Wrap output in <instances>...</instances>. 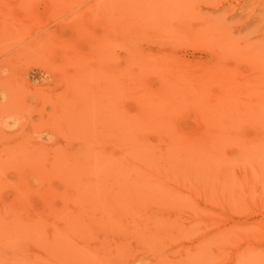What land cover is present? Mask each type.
Returning <instances> with one entry per match:
<instances>
[{
    "label": "rangeland",
    "instance_id": "374dc122",
    "mask_svg": "<svg viewBox=\"0 0 264 264\" xmlns=\"http://www.w3.org/2000/svg\"><path fill=\"white\" fill-rule=\"evenodd\" d=\"M31 1L32 0L30 1L28 0H0V30H1L0 31V110H1L0 116L2 117V118L0 117V157L2 156L1 157L2 159L0 158V163L2 165L0 164V166L3 168L2 170L0 169V177H2L1 180H3L4 178V182L0 180V184H1L0 186L2 188L4 187L6 188L4 189L5 191L3 189H0V198H1L0 199V212L3 211L2 214H0V218L3 220L6 219L5 222L3 220L0 221L1 222L0 228H5L7 231V232H2L0 234L2 236L0 237V264H24V263L25 264H80V263L81 264H96L97 260H99L100 258V256H98L100 252L103 257L106 254V257H104V259L100 258L101 263H99L98 261L99 264H108V261H109V264H111L112 261H113L112 264H167V263L173 264L174 262H177L178 260L180 261L174 264H181V262H184L182 264H197V263L201 264V261L204 262L207 260L205 259V257L206 258L208 257L209 258L208 260L211 261V262L207 261L208 264L210 263L211 264H264V183H262L264 182V176H262L264 174L257 173V172L264 173V153H262L264 152V150H262V148H264L262 146L264 145L261 146L262 148L258 147L259 140H260V144L264 143V127H261V126H264V104H260V102L264 103V0H138V1L137 0H113V1L112 0H104V1L100 0V2L99 0H74L75 2L73 0H63V1L62 0H55V1L54 0H33L32 2ZM56 4H58V6ZM52 6L53 7L55 6V7L52 8ZM47 14H51L50 17ZM66 21H68L70 24ZM158 24L160 26H158ZM17 25H18V28H17ZM20 26H23V27L20 28ZM159 27L160 28L162 27V28L160 29ZM23 29H25V33ZM166 29H167V32H166ZM136 32L137 34L140 32L141 33L137 35L135 34ZM53 34L55 35L53 36ZM138 36H140L141 38ZM134 38L137 40L136 42ZM95 41H98V42L96 43ZM101 41H103V43ZM45 42L47 43L45 44ZM30 44H31V48L29 47ZM69 51H73V52H69ZM36 52H39V53H36ZM67 53H68V56H67ZM92 53H95L96 55ZM100 53H102V57ZM110 53H111V57L109 56ZM159 54H161L162 56L161 59H158L160 58ZM95 56L97 57L95 58ZM70 58L71 60H69ZM140 58L142 59L140 60ZM154 58H157V59H154ZM167 58H169L170 62L168 61ZM106 59L108 60L112 59V60L106 61ZM164 59H167V60H164ZM37 61L39 62L38 64H37ZM165 62L167 64H165ZM44 64H45V67H44ZM46 64H47V67H46ZM102 65L104 68H106L107 71L104 68L103 69L101 68ZM120 65H121V70H123V72L119 69ZM148 65L150 68L148 67ZM155 65L156 66L161 65V68L163 67V69L161 70L159 69L160 74H158L159 70H157L160 67H157L156 69ZM85 68L87 69L85 70ZM144 68H145V71H144ZM72 69L74 70L77 69V70L76 72H72L74 71ZM125 70H127L128 73L125 72L124 74ZM141 70H143L144 72ZM153 70H156V71H153ZM101 71H104V72H101ZM165 71L168 75L165 73ZM187 71H189L188 75H187L188 73ZM90 72L94 75H92ZM161 72H164V73L161 74ZM185 72L187 76H190V78L194 77L193 80L195 79V76L196 78H198L200 76L214 77L215 75L216 79L214 80L216 81L212 80L211 78L210 82L208 83L209 85H206L207 87L205 88V91L199 92L196 86L197 84H194L195 81L191 82L192 79L188 78L187 80L186 79L187 77H184L186 76L184 74ZM182 73L184 76L182 75ZM209 73H211V75ZM227 73L229 74L224 75ZM174 74H177V75H174ZM212 74L214 75L212 76ZM108 75H110L109 77H111V79L108 77ZM159 75L164 76V77L161 78L159 77ZM219 75L222 76V78L225 76L228 77L231 75L229 79L226 78L224 80L230 82L231 79L233 78L232 80L233 84H232V81L231 83L226 82L228 85H224L226 86V88H223L221 85L224 81L222 82V79ZM135 76H137V78ZM112 77H114V79ZM123 77L124 78L126 77V79L128 78L130 81L128 79L127 80L124 79ZM132 77H134V79ZM118 78L121 80H119ZM138 79H140L141 81H138ZM178 79L180 80V82L178 81ZM100 80H101V85H99ZM114 81L116 82L114 83ZM211 81H214L216 83L212 84L213 82L211 83ZM218 81H221V82H218ZM104 82L105 84H103ZM162 83L163 84L165 83V86ZM176 83H178L177 85L179 86H177ZM242 83L244 85L248 83L249 86L251 85L253 86V88L251 89L247 85L246 86L248 88L247 90V88L244 87ZM113 84H114V87H113ZM117 84H120L122 86H119ZM215 84L217 85L215 86ZM233 85H234V88H235V85H236V88L238 86V89L243 86V88H241L242 91L240 90L239 91L241 93L244 91V94L242 93L241 95V93L238 92L237 91L238 89L236 90V88H235L236 91L235 90L233 91V88H232ZM193 86L195 87V90L193 89L194 88ZM172 88L173 89L175 88L177 90L174 89L175 91L173 93ZM189 88H190V91H189ZM207 88H208V93L206 92ZM34 89L35 90L37 89L38 91H34ZM161 90L162 91L164 90L163 91L164 98L161 96L162 95V93H160ZM178 90H179V93H182V95L184 94H187V95L181 96V94L178 93ZM229 90L232 93L229 92ZM245 90H246V93H245ZM39 91L41 93H39ZM150 92L152 93L151 95H150ZM236 92L237 94H234ZM159 93L161 97L158 96ZM111 94L112 95L114 94L113 97ZM175 94H176V98L174 96ZM231 94L233 95L231 96ZM141 96H143L144 99L141 98ZM234 96L236 98L239 97L241 101L240 100L236 101V98ZM245 96L246 97L248 96V97L246 98ZM159 97L161 99H159ZM150 98H151V102L149 101ZM54 99H57V101ZM140 99L142 101H140ZM156 99L158 100L156 101ZM229 99L230 101L228 102ZM109 100L111 102H109ZM165 100H167V102ZM162 101H165V102H162ZM169 101L173 105L170 104ZM239 101H240V104H239ZM248 102L250 105L247 104ZM229 104H232V105H229ZM52 105L53 106L55 105L54 106L55 109L53 108ZM98 105H101V106H98ZM227 105H228V108L226 107ZM241 105H244V106H241ZM151 106H153V109H149V108H152ZM171 106H173V108ZM33 107L36 109H34ZM16 108H18L19 110ZM112 108L115 110H113ZM139 108L141 112H138L140 111L138 110ZM24 109H27V110H24ZM38 109L39 110L41 109L42 111L41 110L39 111ZM89 109L90 111H88ZM103 109H104V112H103ZM144 109H146V111H144ZM161 110H163V112ZM213 110H216V111L213 112ZM83 111L85 112V114ZM158 111L159 113H157ZM143 112H147V113H143ZM138 113H141L142 118L138 117L140 116L138 115ZM216 113L218 114L216 115ZM219 113H222V114H219ZM124 114L126 116H124ZM133 115H135V117ZM148 115H150L152 118L154 117L153 120L150 119ZM196 115L199 116L201 120ZM6 116L8 117V119ZM11 116L13 117L11 118ZM120 116L122 117L120 118ZM146 116L148 117L146 118ZM62 117L64 118V121ZM113 117H115L114 121H113ZM207 117H209V120ZM203 120H205L206 122ZM230 120H232L233 122L231 123ZM199 122L200 124L198 127L197 123ZM113 123H114V126H113ZM202 123L204 124V126L202 125ZM43 125H45L46 127ZM164 125H165V128H164ZM33 126L35 128H33ZM73 126L76 128H74ZM197 127L199 128V130ZM205 127H207V130L210 132H208ZM155 128L157 130L154 131ZM172 131L173 133H170ZM219 133L222 134L223 136L220 135ZM53 134H55L56 136H54ZM156 134L159 137L155 136ZM225 135H227L228 137L224 138ZM232 135H236V137L241 136L240 137L242 138L241 140H244L245 137H246L245 138L246 140H249V139L252 140V138L253 140L255 139V141H252V143L250 144L251 146L254 145L252 146L251 149L254 150L255 153L253 151L250 152L251 150L249 151L250 153L247 150H245V154H246L245 155L246 158H245V156H243L244 153L243 155L240 154L243 149L241 140L238 139L239 144H240L239 148H235V147H238L237 145L238 141L236 140L237 138L235 139L232 138L233 137ZM61 136L64 140L61 138ZM229 136L233 140H235V142L237 141L236 142L237 144L234 143V141L232 142ZM192 138L194 139V141L192 140ZM212 139L214 140L219 139V141H216L217 143L221 142L222 146L226 145L225 147H227V149L222 148V150H224L226 154L237 155L236 153H239V152L240 153L235 158L234 157L232 158V155H230L232 159H230V157L229 159L225 157L226 159L230 161L231 160L234 161V164H233L234 166H232L233 168L230 166L228 168V165H230V163L228 164V160L223 158V156L221 155V154L224 155V153L219 154L221 155L219 159L223 158V162H224V163L223 162L221 163V166L217 167L216 161L213 162L214 166L212 165L213 163L210 165V162L209 164H207L204 161V164L199 165L198 167L199 169L196 167L197 170H199L198 172L200 173V175L198 173V177L206 181L205 185H203L204 180L202 181L200 178L199 180L198 179L192 180V178H190L188 174L190 173L188 172V170L185 171L186 173H183V174H187L184 176L186 177L188 176L191 180V182L189 179L186 180V181L189 180L188 182H186L188 183L187 184L188 187H186V185L183 184L185 185V187H181V185L180 186L177 185V186H171V189L176 192L180 190L182 195L180 194V192L179 193L177 192V193L179 194V196L181 195L180 197L184 196L182 198L185 199L184 200L185 203L190 202L191 204L192 203L191 200H193V203H192L193 207L191 206L192 204L189 205L190 207L186 205L185 206V208H187L186 211H185V208L178 209L180 210L178 211L176 210V207H169L170 205L167 203L168 201H170L169 200L170 198H168L169 196L164 195V197L161 199L160 196H158L159 198H157V196L155 197L153 195L147 196L145 194L140 195V194H136L133 192L131 193L130 190L128 189H131L130 187H137L139 184L138 180H141L142 177H140V175H134V173L132 172L131 173L133 175L130 174L129 176L130 169H136L135 167L126 170V173L127 171L129 173L126 174L125 176L124 174L125 170H123V168L121 169V167H118V166H121L122 164L116 165V163H118L117 158L119 155H116L117 158H114L115 156L114 153L116 154L121 153L120 154L121 156L124 151H127V148L130 151H132L131 153H133L134 156L136 154H138L136 155V157L140 156V153H144V151L146 150V148L143 145L146 144V142L148 141L147 143H152L150 145L147 144L148 146L147 149L149 150V154L151 153L150 150L152 151L154 148L157 149V147L155 146L159 147L160 153L164 152L167 149L165 151L167 153L164 152L165 153L164 155H167V154L170 155L169 158L167 155V158L169 159L168 161L169 163L167 164H171L172 162L171 156H175V154L177 157L179 156L178 158H175L176 157L175 156L174 157L175 159H173L177 163L176 164L173 161L175 167L172 166V168L174 167L175 171H176V168H178L179 171L181 170L179 167H176L180 163L182 165L184 163L187 164V166H185V164L183 165L184 168L185 167L188 168L189 166H191L189 171L193 169L195 171L194 166L196 164H199L200 160H199V163L197 160H196L197 163H195L194 161L195 159L193 160L191 159V157L193 158L195 156H192V155L196 154V153L194 154L195 151H198V150L200 151V148H202L201 145L203 147L204 145L205 147H208L207 142H209V140L213 141ZM119 140L122 141L121 143L122 147L119 146L121 145L119 144L120 143ZM188 140L189 142H187ZM203 140L204 141L207 140L206 144L204 143ZM123 141L126 142L125 143L126 146ZM128 141L129 142L132 141L134 142V144H137L140 141L142 144L143 142L142 146L140 144H137L135 145V147H141V148L144 147L145 150L143 148H142L143 151L142 149L135 150V149H138L135 147H134L135 149H132L133 148L132 146H134L132 145L133 144L132 142H131L132 144L129 143V145H132L130 146L132 148H130L129 145L127 146ZM169 141H171L170 145H168ZM191 141L193 143L196 142V144L197 142L200 141L196 145V149L194 148L195 146L193 145L191 146V144L193 143L189 144ZM229 141H231L230 145H228L227 143ZM65 142L67 143V145ZM176 142H178L177 143L178 145H176ZM180 142L183 143L182 145L184 144L186 145L187 143L189 144V146L187 144L186 146L184 147L182 146V147L187 148L186 153L189 152L188 150L191 151L189 153L190 157L187 155L185 156L183 155L184 149L183 148L180 149L181 147ZM99 143H103V144H99ZM4 144H5V147H4ZM214 144H212V147L209 148V151L211 149H214L213 147ZM235 144L237 146H235ZM91 145H93V147ZM100 145L103 147H101ZM151 145L153 149H151L152 147L150 148ZM167 145L168 147L170 146L169 147L171 148L170 150L167 147ZM174 145L177 146L176 152L174 149L175 147ZM45 146L46 147L48 146V148L56 146L55 148L58 150H60L61 148H64L62 149L63 151L62 150L61 151L64 152L65 150L68 153H70V155H67L68 153L66 152L67 158L69 159L70 158L73 159L74 157L73 152L75 151L79 152V155H78L79 157L84 158V159L80 158L81 160L77 158L78 163L76 166H74L76 171L70 172V177L71 176L73 177V179H71L72 177L68 178L72 186L71 189L70 187L68 188V186L70 185L65 186L64 182H62V180L58 178L60 175L57 169H55L57 173L50 169L53 163L55 165L57 163H55L54 160H53L54 161L53 163H52V160L51 162H49L48 160L55 159L54 155H56L57 157L58 150H55L53 148V151L56 153V154H54V152L52 153L54 157H52L51 156L52 154L50 153L52 152V150L51 151L49 150L50 152L49 151L48 152L50 153V156L52 157L50 158L46 154H45L46 156L40 154L41 151L42 152L44 151L46 153V150L48 148L46 149ZM84 146L85 148H83ZM187 146L190 148L188 149ZM197 146H198V150H197ZM255 146H257L258 148H261L259 149L260 151L257 150L258 148L257 149L255 148L256 150L253 149V147ZM178 148L180 152H178L179 151ZM37 149H40L39 152L37 151ZM82 150L84 152H82ZM97 150H98V153L96 152ZM99 150L101 152H99ZM61 151H59L60 155L59 154L58 155L61 156L60 158L63 159L64 157L62 156H65V153L62 154ZM87 151L94 152L92 155L95 154L94 156L97 157V160L99 157L97 155H100L101 158H99V160H102V161H97L94 158V156H92L91 153ZM8 152H10V154ZM220 152H221V149H220ZM206 153H209V152H206ZM82 154L84 155L80 156ZM102 154H104V156ZM239 155L240 157L242 155L241 157L242 159L238 158ZM108 156H109V159H108ZM181 156H182V159H181ZM39 157H41L42 160L41 158L39 159ZM47 157H48V160H47ZM88 157H90L91 159H89ZM105 157H107V159H104ZM218 157L216 158L214 157L213 159H217ZM248 157H251V158H249L248 160L247 159ZM24 158H25V161L27 160V158L28 160L31 158L32 161L27 160L28 162L27 161L25 162L23 160ZM58 158L59 157L56 158V161ZM67 158L66 160H68ZM3 159L5 160V164H4ZM45 159L48 161L46 163L48 164L52 163V164L49 166L48 164L46 165ZM87 159L91 160L94 164ZM115 159H117L116 163H115L116 161ZM136 159H140V157ZM159 159L157 158L158 164H159L158 162ZM243 159H245L244 163L243 161H241ZM40 160L44 162L45 166L44 164L41 163ZM238 160H240L239 161L240 165L238 163ZM62 161H65V159L61 160V162ZM163 161L166 162V160H163ZM163 161L160 160V163H162ZM182 161H184V163ZM189 161L191 165H189L188 163ZM208 161L210 160L208 159ZM105 162H107V164H104L103 168L100 167V166H103L102 163H105ZM201 162H203V160H201ZM23 163L24 164L29 163V165L24 166ZM97 163L101 170L100 171L98 169V171L102 172V175L105 173L103 176L101 174H97V173H100V172H97L96 170ZM111 163L117 166V167L115 166V172L117 174L113 173L114 166L112 167ZM231 163L233 162L231 161ZM251 163L253 164V168H252V165H249ZM54 164L53 166H55ZM85 164L87 165L90 164L88 168H91V166L93 168L96 165L94 172L92 173L91 170L87 168V165L85 167ZM34 165H36L35 166L36 168H41V169L39 170L37 169L38 170L37 171ZM256 165L258 166L254 167ZM4 166L6 167L4 168ZM82 166H83L82 168L83 170L80 169ZM76 167L79 168L82 172L79 169L77 170ZM107 167L109 169H107ZM222 168L232 169L230 170L231 172L233 171L232 173L234 175V176L232 175L233 177L227 174L226 172L224 173L225 174L224 176L229 175L227 176L228 177L227 180L229 181L234 180L233 182L227 183L225 181L226 179H224L225 182H222L223 181L222 179L224 178V177L222 178L223 176ZM255 168L257 172H255L256 171ZM28 169H29V172H28ZM34 169L36 170V174H35ZM49 169L51 170V173L53 175H51ZM116 169L118 170V172L116 171ZM42 170L43 171L46 170L45 175L43 173L40 175ZM86 170H88L87 173H86ZM95 170L97 172L96 174H95ZM183 170L184 169H182V171L178 173L181 174ZM244 170L248 174H250V178H251V173H252V176L254 175V177L256 176V173H257L256 177L259 178V176L260 177L262 176L261 177L262 180L256 178L257 181L259 182H255L256 181L255 179H254L255 181L253 182V178H251L252 181H250V183H246L247 185H245L244 180L243 181L241 180L242 176H245V173H243L245 172ZM37 172L39 173V176H40L38 179L43 178L42 182L41 181L39 182V180L37 179V176H38ZM106 172H107V175H106ZM196 172L190 175L195 178V176H197ZM84 173L86 175L88 174V176H85L86 179H84L85 177L82 176V174L85 175ZM110 173L114 174V178L113 177L111 178L112 175H110ZM23 174H27V175H23ZM46 175H48V177ZM97 175H99L100 178ZM118 175H122V177ZM55 176L58 179H55ZM89 176L90 178H88ZM101 176H102V179H101ZM105 176L106 177L108 176V177L106 178ZM131 176L133 177L132 179L129 178ZM118 177L122 178L123 179L122 181H125V183L122 182L121 180H119L121 184L118 183L119 182L118 180L115 181V178L117 179ZM138 177H140V179H138ZM23 178L25 181H23ZM134 178H136L137 181L134 180ZM76 179L80 183L84 182L83 185L86 182V184L88 185L92 184V186L94 187L92 188L87 185H85L84 188L82 186L80 187L78 183L76 182ZM96 179L100 185H97ZM130 179L132 181L134 180L133 182L136 181L138 184H136L135 182V184L130 185L132 184L130 183L131 181ZM72 180L76 182V185L78 187L74 184L75 182L73 183ZM102 180L104 181L105 184L102 182ZM197 180L199 181L198 185H196ZM88 181L90 183H88ZM110 181H112V183L115 182L114 184H112V189L114 188L113 185L116 184L115 187H117L118 189L115 188V190L118 191L121 188L123 190L128 191L131 196L128 193H126V191L125 192L122 191L123 194L121 192V195L124 196V199L126 198L125 200L123 199L124 200L123 201L121 199L123 196L119 197L116 194L111 195L112 193H110L109 192L110 190L107 188V186L108 187L110 186L109 188H111ZM1 182L3 183L4 187L2 186ZM209 182L210 184L211 183L213 184V185L211 184V187L213 186L212 188L209 186ZM13 183L15 184V186H12ZM41 183H43L44 187H49L50 190L55 189L54 190L55 192L58 191L57 192L58 195L56 196L55 192L52 190L50 192H53V194L50 192L48 193L44 192L43 194L45 196L42 195L43 196L42 197L40 195L42 194L40 192V189H42ZM232 183L234 184L236 183V184L235 185L233 184L234 185L233 186ZM189 184H191V186ZM221 184L226 185V186H223L224 188H222ZM252 185L254 186L251 187ZM86 186L88 187V190ZM103 186L105 187L103 188ZM195 186L197 187V189L195 188ZM226 187L228 188L226 189ZM240 187H242V190H240ZM16 188L18 190V193L21 196L18 199L19 200L23 199L26 204L23 201L19 205L18 203L19 201L17 202V197L16 199H14L15 198L14 193H17L15 190ZM72 188L74 190L75 188L76 189L78 188L79 191L77 190L75 191L73 190V191L76 192L78 195L81 193L80 194L81 196L80 195L79 197L74 196L76 194H73L74 197L71 196V194L73 193V191H71ZM94 188L96 190L95 193L97 194L98 197L92 196L91 194L93 193L95 195V193L93 192ZM203 188H206V189H203ZM35 189H39V190H35ZM97 189H99L100 191ZM222 189H224L225 191ZM24 190H27V191L25 192ZM194 190L196 191V193L194 192ZM207 190H210V194H211L209 195L210 197L208 196ZM219 190H221L222 192L224 191V193L220 192ZM98 191L99 193H97ZM101 191H103V193ZM197 191H199V193ZM34 192L36 193V195H34ZM88 192H89V196H88ZM105 192L110 193V195H107ZM111 192L114 193L115 191L112 190ZM46 193L49 195L52 194L53 196H55L54 199L52 198L53 201L52 200L50 201L52 195H50V198L47 200L48 202L46 201V198L44 197L49 196V195L46 196ZM59 193L60 194L62 193L63 195L70 194L69 196L71 197H69L68 195L61 196ZM227 194L229 195L227 196ZM39 195L42 198H44L45 201H43V199L39 197ZM186 195L190 198V201H189V198L186 197ZM221 195L223 197H221ZM137 196L138 197L141 196V197L137 199ZM75 197H78V199L81 202L79 200H75ZM80 197L82 198V200ZM142 198L144 199L143 201H142ZM210 198L212 199V201ZM62 199L63 200L65 199L64 200L65 202ZM164 199L166 202H164ZM218 200L221 204L218 202ZM77 201L79 205L77 204ZM210 201L213 203H211ZM63 202L64 204H62ZM12 204L14 205V207H16V209L18 208L17 209L19 210L18 212L17 210L16 211L14 210L15 208L12 206ZM18 205L20 208L18 207ZM63 205L66 207H63ZM26 207L28 208L26 209L27 211L24 209ZM65 208L67 209V211ZM198 209H200L202 213H200ZM205 209H208L209 212H207V210ZM20 210L22 211L20 212ZM68 210L71 212V214ZM23 211L25 212L24 214H23ZM13 214H15V218ZM19 214L21 215V217ZM210 214L212 217H210ZM196 215H198L199 218ZM39 218H41V220ZM21 219H22L23 224L21 223ZM76 219L77 220L82 219V220L77 221ZM31 221H33V223ZM77 222L79 225L77 224ZM66 224H69L70 227L69 225L66 226ZM81 224H82V227H81ZM210 225H212V227ZM65 227L66 229L64 231ZM176 227L180 228L181 232L183 233L177 234L179 230ZM206 228H209L210 230L207 229L206 231ZM185 229L187 233L184 232ZM200 229H202L203 231L201 230L202 232H200L199 231ZM66 230L70 232L66 233ZM60 231H62L63 234ZM191 233H193L194 235ZM217 233L218 234L222 233L223 235L217 236L216 235ZM236 233H238L237 234L238 236L236 235ZM66 234L67 235L69 234V235L67 236ZM180 234L181 235L183 234L184 236L182 235V237H180ZM56 236L59 238H57ZM221 237L223 238L219 240ZM200 239L202 241H199ZM210 239L211 241H213L214 244L210 241H209V244L205 242V240H210ZM222 241H224L223 243L224 245L222 244ZM219 242H220V245H218ZM57 244L60 247H58ZM201 244H204V245H201ZM205 244L208 246L211 244V246L209 247L206 246L207 247L206 249L209 250L207 252L208 254L204 252L206 250ZM200 245L201 247L198 248V246ZM53 248L56 251H54ZM80 248L81 250H79ZM196 248H198L199 253ZM186 251H188V253L190 251L189 256H187L188 253H185ZM201 253L202 255H204V259H203V256L201 259V256H200ZM55 255H57L58 257L57 256L55 257ZM108 256H112L111 260H109ZM180 256L183 258H181ZM190 256L192 257L195 256V258H193L194 263H192L191 261L192 259L191 260L189 259ZM197 256L200 257L199 258L200 262H197V260H194L197 258ZM50 259L51 260L53 259V263ZM56 259L57 261H54ZM65 259H68V260H65ZM174 259H177V260H174ZM77 260L79 262H77ZM212 260L214 262H212ZM73 261H75L76 263L75 262L73 263ZM207 263L205 262V264Z\"/></svg>",
    "mask_w": 264,
    "mask_h": 264
},
{
    "label": "bare ground",
    "instance_id": "6f19581e",
    "mask_svg": "<svg viewBox=\"0 0 264 264\" xmlns=\"http://www.w3.org/2000/svg\"><path fill=\"white\" fill-rule=\"evenodd\" d=\"M28 1H30V0H28ZM32 1H33V0H32ZM32 1H31V2H32ZM54 1H55V0H54ZM62 1H63V0H62ZM73 1H74V0H73ZM103 1H104V0H103ZM112 1H113V0H112ZM137 1H138V0H137ZM18 2H19V1H18ZM57 2H58V1H57ZM74 2H75V1H74ZM99 2H100V0H99ZM27 3H29V2H27ZM55 3H56V2H55ZM101 3H102V2H101ZM124 3H125V2H124ZM20 4H21V3H20ZM52 4H53V3H52ZM52 4H51V5H52ZM58 4H59V3H58ZM58 4H56V5L58 6ZM96 4H97V2H96ZM56 5H55V6H56ZM129 5H130V3H129ZM29 6H30V4H29ZM55 6H54V7H55ZM59 6H60V5H59ZM115 6H116V5H115ZM54 7L52 6V8H54ZM58 8H59V7H58ZM84 8H85V7H84ZM108 8H109V7H108ZM99 9H100V8H99ZM110 9H111V8H110ZM7 10H9V9H7ZM23 10H24V9H23ZM60 10H61V9H60ZM94 10H95V9H94ZM152 12H153V11H152ZM4 13H5V12H4ZM48 13H49V12H48ZM50 13H51V12H50ZM99 13H100V11H99ZM9 14H10V13H9ZM47 15L50 17L51 14H47ZM56 15H57V13H56ZM130 15H132V14H130ZM107 16H108V15H107ZM134 17H135V16H134ZM147 17H148V16H147ZM157 17H158V16H157ZM2 18H3V17H2ZM87 18H88V17H87ZM121 18H122V17H121ZM148 18H149V17H148ZM161 18H162V17H161ZM161 18H160V19H161ZM27 19H28V18H27ZM53 19H54V18H53ZM70 19H71V18H70ZM89 19H90V18H89ZM149 20H150V19H149ZM1 21H3V20H1ZM4 21H5V19H4ZM85 21H86V19H85ZM87 21H88V20H87ZM126 21H127V20H126ZM20 22H21V20H20ZM66 22H68V21H66ZM119 22H120V21H119ZM129 22H130V21H129ZM131 22H132V21H131ZM151 22H152V21H151ZM9 23H10V22H9ZM68 23H69V22H68ZM133 23H134V22H133ZM165 23H166V22H165ZM21 24H22V22H21ZM69 24H70V23H69ZM85 24H86V23H85ZM121 24H122V23H121ZM117 25H118V24H117ZM148 25H149V24H148ZM32 26H33V24H32ZM132 26H133V25H132ZM158 26H160V25L158 24ZM6 27H7V26H6ZM15 27H16V26H15ZM21 27H23V26H20V28H21ZM147 27H148V26H147ZM150 27H151V26H150ZM150 27H149V28H150ZM17 28H18V25H17ZM26 28H27V27H26ZM102 28H103V27H102ZM149 28H148V29H149ZM157 28H158V27H157ZM159 28H160V27H159ZM161 28H162V27H161ZM161 28H160V29H161ZM105 29H106V28H105ZM123 29H124V28H123ZM140 29H141V28H140ZM150 29H151V28H150ZM14 30H15V28H14ZM0 31H1V30H0ZM23 31H24V33H25V29H23ZM147 31H148V30H147ZM164 31H165V30H164ZM12 32H13V31H12ZM36 32H37V31H36ZM36 32H35V33H36ZM154 32H155V31H154ZM166 32H167V29H166ZM166 32H165V33H166ZM52 33H53V32H52ZM87 33H88V32H87ZM140 33H141V32H140ZM140 33H138V34H140ZM39 34H40V33H39ZM39 34H38V35H39ZM135 34H137V32H136ZM138 34H137V35H138ZM142 34H143V33H142ZM54 35H55V34H53V36H54ZM125 35H126V34H125ZM147 35H148V34H147ZM150 35H151V34H150ZM1 36H2V35H1ZM99 36H100V35H99ZM95 37H96V36H95ZM108 37H109V36H108ZM138 37H140V36H138ZM145 37H146V36H145ZM49 38H51V37H49ZM140 38H141V37H140ZM178 38H179V37H178ZM66 39H67V38H66ZM95 39H96V38H95ZM134 39H135V38H134ZM92 40H94V39H92ZM96 40H97V39H96ZM164 40H165V39H164ZM136 41H137V40L135 39V42H136ZM90 42H91V41H90ZM95 42L97 43L98 41H95ZM101 42L103 43V41H101ZM104 42H105V41H104ZM46 43H47V42H45V44H46ZM42 45H43V44H42ZM42 45H41V46H42ZM48 45H49V44H48ZM134 45H135V44H134ZM29 47L31 48V44H30ZM42 47H43V46H42ZM49 47H50V46H49ZM44 48H46V47H44ZM46 49H48V48H46ZM68 49H69V48H68ZM91 49H92V48H91ZM99 50H100V49H99ZM128 50H129V49H128ZM66 51H67V50H66ZM41 52H42V51H41ZM69 52H73V51H69ZM138 52H140V51H138ZM138 52H137V53H138ZM26 53H27V52H26ZM33 53H34V52H33ZM36 53H39V52H36ZM61 53H62V52H61ZM64 53H65V52H64ZM64 53H63V54H64ZM216 53H217V52H216ZM220 53H221V52H220ZM220 53H219V55H220ZM30 54H31V53H30ZM92 54H95V53H92ZM100 54H101V57H102V53H100ZM214 54H215V53H214ZM44 55H45V54H44ZM64 55H65V54H64ZM73 55H74V54H73ZM76 55H77V54H76ZM95 55H96V54H95ZM132 55H133V54H132ZM159 55H160V58H158V59H161L162 56H161V54H159ZM41 56H42V55H41ZM65 56H66V55H65ZM67 56H68V53H67ZM71 56H72V55H71ZM71 56H70V57H71ZM109 56L111 57V53H110ZM96 57H97V56H95V58H96ZM153 57H154V56H153ZM158 57H159V56H158ZM165 57H166V56H165ZM222 57H224V56H222ZM222 57H221V58H222ZM89 58H90V57H89ZM95 58H94V59H95ZM99 58H100V57H99ZM105 58H106V57H105ZM35 59H36V58H35ZM39 59H41V58H39ZM43 59H44V58H43ZM65 59H66V58H65ZM92 59H93V58H92ZM131 59H132V58H131ZM141 59H142V58H140V60H141ZM154 59H157V58H154ZM162 59H163V58H162ZM167 59H168V61H169V58H167ZM167 59H164V60H167ZM67 60H68V59H67ZM69 60H71V58H70ZM111 60H112V59H110V60L106 59V61H111ZM127 60H128V59H127ZM136 60H138V59H136ZM136 60H135V61H136ZM220 60H221V59H220ZM38 61H39V60H38ZM38 61H37V64L39 63ZM50 61H51V60H50ZM222 61H223V60H222ZM42 62H43V61H42ZM66 62H67V61H66ZM92 62H93V61H92ZM143 62H144V60H143ZM153 62H154V61H153ZM166 62H167V61H166ZM166 62H165V64H167ZM169 62H170V61H169ZM34 63H35V62H34ZM34 63H33V64H34ZM50 63H51V62H50ZM93 63H94V62H93ZM101 63H102V61H101ZM101 63H100V65H101ZM138 63H140V62H138ZM138 63H137V64H138ZM154 63H155V62H154ZM154 63H153V64H154ZM37 64H36V65H37ZM95 64H96V63H95ZM98 64H99V62H98ZM123 64H124V63H123ZM147 64H148V63H147ZM147 64H145V65H147ZM157 64H158V63H157ZM161 64H162V63H161ZM163 64H164V63H163ZM103 65H104V64H103ZM103 65L101 66L102 69L104 68ZM124 65H125V64H124ZM142 65H143V64H142ZM149 65H150V64H149ZM149 65H148V67H149ZM175 65H176V64H175ZM83 66H84V65H83ZM150 66H151V65H150ZM152 66H154V65H152ZM164 66H165V65H164ZM172 66H173V65H172ZM44 67H45V64H44ZM46 67H47V64H46ZM57 67H58V66H57ZM73 67H75V66H73ZM87 67H88V66H87ZM93 67H94V65H93ZM157 67H160V68L157 69ZM52 68H53V67H52ZM76 68H77V67H76ZM139 68H140V67H139ZM149 68H150V67H149ZM155 68H156L157 70H159V69H160V70L163 69V67L161 68V65H160V66H156V65H155ZM86 69H87V68H85V70H86ZM104 69L106 70V68H104ZM119 69L121 70V65H120V68H119ZM141 69H142V68H141ZM56 70H57V69H56ZM72 70H74V69H72ZM76 70H77V69H76ZM76 70H74V71H72V72H76ZM91 70H92V69H91ZM111 70H112V69H111ZM160 70L158 71V72H159L158 74H160ZM186 70H187V69H186ZM51 71H52V70H51ZM106 71H107V70H106ZM117 71H119V70H117ZM121 71L123 72V70H121ZM141 71H143V70H141ZM144 71H145V68H144ZM144 71H143V72H144ZM148 71H149V69H148ZM153 71H156V70H153ZM52 72H53V71H52ZM58 72H59V71H58ZM92 72H93V71H92ZM101 72H104V71H101ZM111 72H112V71H111ZM125 72H127V70L124 71V74H125ZM187 72H188V73H187V75H188V74H189V71H187ZM205 72H207V71H205ZM55 73H56V72H55ZM90 73H91V72H90ZM105 73H106V72H105ZM112 73H113V72H112ZM116 73H117V72H116ZM127 73H128V72H127ZM129 73H130V72H129ZM155 73H157V72H155ZM162 73H164V72H161V74H162ZM165 73H166V71H165ZM168 73H169V72H168ZM190 73H191V72H190ZM202 73H203V72H202ZM58 74H59V73H58ZM61 74H62V73H61ZM74 74H75V73H74ZM81 74H82V73H81ZM83 74H84V72H83ZM91 74H92V73H91ZM102 74H103V73H102ZM107 74H108V73H107ZM107 74H106V75H107ZM148 74H149V73H148ZM166 74H167V73H166ZM184 74L186 75V72H185ZM204 74H205V73H204ZM209 74L211 75V73H209ZM228 74H229V73L224 74V75H228ZM85 75H86V74H85ZM92 75H94V74H92ZM97 75H98V74H97ZM97 75H96V76H97ZM104 75H105V74H104ZM113 75H115V74H113ZM117 75H118V74H117ZM117 75H116V76H117ZM137 75H138V74H137ZM167 75H168V74H167ZM167 75H166V76H167ZM174 75H177V74H174ZM182 75H183V73H182ZM187 75H186V76L183 75V76H184V77H187L186 79L188 80V78H190V76H187ZM213 75H214V74H212V76H213ZM71 76H72V75H71ZM74 76H75V75H74ZM109 76H110V75H108V77H109ZM118 76H119V75H118ZM192 76H194V75H192ZM219 76H220V75H219ZM230 76H231V75H230ZM230 76H228V77L225 76V77H223V78H222V76H220L221 79H222V82L224 81V82H223L224 84L222 83V85H221L223 88H226V86H224V85H228V84L226 83V82H228V81H226V80H224V79H226V78L229 79ZM57 77H58V76H57ZM60 77H61V76H60ZM90 77H91V76H90ZM90 77H89V78H90ZM114 77H115V76H114ZM114 77H112V78L114 79ZM121 77H122V76H121ZM121 77H120V78H121ZM135 77L137 78V76H135ZM159 77L162 78V77H164V76H160V75H159ZM172 77H173V76H172ZM79 78H80V77H79ZM109 78L111 79V77H109ZM123 78H124V77H123ZM123 78H122V79H123ZM132 78L134 79V77H132ZM138 78H140V77H138ZM141 78H142V76H141ZM166 78H167V77H166ZM193 78H194V77H193ZM193 78H192V77L190 78V79H192L191 82H192V81H195V82H196V83L194 82V84H197L196 86H197L198 91H199V92H204V91H205V88L207 87L206 85H209L208 83L210 82L211 78H212V80H214V79H216V76H215V75H214V77H211V76H210V77H209V76H200V77H198V78H196V76H195V79H194V80H193ZM231 78H232V77H231ZM248 78H249V77H248ZM77 79H78V78H77ZM80 79H81V78H80ZM118 79H119V78H118ZM118 79H117V80H118ZM124 79H126V77H125ZM127 79H128V78H127ZM127 79H126V80H127ZM163 79H164V78H163ZM176 79H177V78H176ZM184 79H185V78H184ZM190 79H189V80H190ZM217 79H218V78H217ZM81 80H82V79H81ZM119 80H121V79H119ZM128 80H129V79H128ZM166 80H167V79H166ZM168 80H169V79H168ZM181 80H182V79H181ZM187 80H186V81H187ZM232 80H233V78L231 79V81H232ZM257 80H258V79H257ZM60 81H61V80H60ZM129 81H130V80H129ZM138 81H141V80L138 79ZM173 81H174V80H173ZM178 81L180 82L179 79H178ZM214 81H216V80H214ZM214 81H211V83H212V82H213L212 84L216 83V82H214ZM231 81L228 82V83H231ZM251 81H252V80H251ZM76 82H77V81H76ZM83 82H84V81H83ZM102 82H103V81H102ZM115 82H116V81H114V83H115ZM176 82H177V80H176ZM191 82H190V83H191ZM218 82H221V81H218ZM4 83H5V82H4ZM52 83H53V82H52ZM58 83H59V82H58ZM78 83H79V82H78ZM118 83H119V82H118ZM124 83H125V82H124ZM124 83H123V84H124ZM126 83H127V81H126ZM132 83H134V82H132ZM165 83H166V82H165ZM165 83H164V84L162 83V84L165 86ZM172 83H174V82H172ZM186 83H187V82H186ZM20 84H21V83H20ZM56 84H57V83H56ZM81 84H83V83H81ZM85 84H86V83H85ZM93 84H94V83H93ZM98 84H99V83H98ZM103 84H105V82H104ZM138 84H140V83H138ZM177 84H178V83H176V85H177ZM232 84H233V81H232ZM237 84H239V83H237ZM240 84H241V83H240ZM52 85H53V84H52ZM87 85H88V84H87ZM94 85H95V84H94ZM99 85H101V80H100V84H99ZM117 85L122 86V85H120V84H117ZM125 85H126V84H125ZM180 85H181V84H180ZM216 85H217V84H215V86H216ZM219 85H220V84H219ZM242 85H244V84L242 83ZM247 85H248V87H250L251 89L253 88V86H251V85L249 86L248 83L245 84L244 87H246ZM53 86H54V85H53ZM78 86H79V84H78ZM111 86H112V85H111ZM111 86H110V87H111ZM119 86H118V87H119ZM177 86H179V85H177ZM177 86H176V87H177ZM181 86H182V85H181ZM181 86H180V87H181ZM203 86H205V87H203ZM14 87H15V86H14ZM43 87H44V86H43ZM47 87H48V86H47ZM54 87H55V86H54ZM62 87H63V86H62ZM62 87H61V88H62ZM66 87H67V86H66ZM69 87H70V86H69ZM95 87H96V86H95ZM99 87H100V86H99ZM102 87H103V86H102ZM113 87H114V84H113ZM115 87H117V86H115ZM170 87H171V86H170ZM173 87H174V86H173ZM193 87H194V86H193ZM227 87H228V86H227ZM40 88H42V87H40ZM104 88H105V87H104ZM126 88H127V86H126ZM131 88H132V86H131ZM165 88H166V87H165ZM177 88H178V87H177ZM208 88H209V87H208ZM208 88H207V91H206L207 93H208ZM232 88H233V91H234L235 88H236V85H235V88H234V85L232 86ZM232 88H231V90H232ZM241 88H243V86H242ZM241 88L238 89V86H237L236 90L238 89L237 91L240 92V91H242ZM246 88H247V87H246ZM250 88H249V89H250ZM261 88H262V87H261ZM69 89H70V88H69ZM82 89H83V88H82ZM105 89H106V88H105ZM115 89H116V88H115ZM128 89H130V88H128ZM172 89H173V88H172ZM174 89H175V88H174ZM174 89H173V93H174L175 90H177V89H175V90H174ZM193 89L195 90V87H194ZM4 90H5V89H4ZM78 90H79V89H78ZM118 90H119V89H118ZM125 90H126V89H125ZM125 90H124V91H125ZM137 90H138V89H137ZM153 90H154V89H153ZM179 90H180V89H179ZM179 90H178V93H179ZM186 90H187V89H186ZM194 90H193V91H194ZM236 90H235V91H236ZM239 90H240V91H239ZM247 90H248V88H247ZM32 91H33V90H32ZM32 91H31V92H32ZM34 91H38V90H37V89H36V90L34 89ZM34 91H33V92H34ZM62 91H63V90H62ZM65 91H66V90H65ZM95 91H96V89H95ZM110 91H111V90H110ZM124 91H123V92H124ZM131 91H133V90H131ZM163 91H164V90H163ZM163 91L161 90V92H160V93H162V95H161L162 97L164 96ZM169 91H171V90H169ZM189 91H190V88H189ZM259 91H260V90H259ZM31 92H30V93H31ZM44 92H45V91H44ZM53 92H54V91H53ZM66 92H67V91H66ZM83 92H84V91H83ZM113 92H114V91H113ZM120 92H121V91H120ZM120 92H119V93H120ZM151 92H152V91H151ZM151 92H150V95L152 94ZM157 92H159V91H157ZM185 92H186V91H185ZM209 92H210V91H209ZM229 92H231V91L229 90ZM4 93H5V92H4ZM17 93H18V92H17ZM39 93H41V92L39 91ZM39 93H38V94H39ZM57 93H58V92H57ZM67 93H68V92H67ZM110 93H111V92H110ZM114 93H115V92H114ZM119 93H118V95H119ZM160 93H159L158 96H160ZM188 93H189V92H188ZM194 93H195V92H194ZM231 93H232V92H231ZM240 93H241V92H240ZM242 93L244 94V91H243ZM242 93H241V95H242ZM245 93H246V90H245ZM33 94H34V93H33ZM36 94H37V93H36ZM60 94H62V93H60ZM60 94H58V95H60ZM72 94H73V93H72ZM95 94H96V93H95ZM122 94H123V93H122ZM122 94H121V95H122ZM128 94H129V93H128ZM169 94H171V93H169ZM169 94H168V95H169ZM176 94H177V93H176ZM176 94L174 95L175 98H176ZM179 94H181V96H184V95L186 96V95H187V94L182 95V93H179ZM209 94H210V93H209ZM234 94H237V92L234 93ZM64 95H65V94H64ZM111 95H112V94H111ZM111 95H109V96H111ZM113 95H114V94H113ZM113 95H112V97H113ZM142 95H143V94H142ZM154 95H155V93H154ZM232 95H233V94H231V96H232ZM245 95H246V94H245ZM15 96H16V95H15ZM105 96H107V95H105ZM156 96H157V95H156ZM156 96H155V97H156ZM161 96H160V97H161ZM171 96H172V95H171ZM188 96H189V94H188ZM207 96H208V95H207ZM210 96H211V95H210ZM237 96H238V95H237ZM251 96H252V95H251ZM47 97H49V96H47ZM47 97H46V98H47ZM63 97H64V96H63ZM68 97H69V96H68ZM120 97H121V96H120ZM151 97H152V96H151ZM160 97H159V99H161ZM166 97H167V96H166ZM196 97H197V96H196ZM234 97H235V96H234ZM245 97H246V96H245ZM247 97H248V96H247ZM247 97H246V98H247ZM21 98H22V97H21ZM23 98H24V97H23ZM51 98H52V97H51ZM69 98H70V97H69ZM73 98H74V97H73ZM107 98H108V97H107ZM141 98L144 99L143 96H141ZM152 98H153V97H152ZM156 98H157V97H156ZM163 98H164V97H163ZM180 98H181V97H180ZM190 98H192V97H190ZM235 98H236V97H235ZM235 98H234V99H235ZM238 98H239V97H238ZM238 98H236V101H237V100H240V98H239V99H238ZM250 98H251V97H250ZM60 99H61V98H60ZM65 99H66V98H65ZM108 99H109V98H108ZM181 99H182V98H181ZM183 99H184V98H183ZM227 99H228V98H227ZM44 100H45V99H44ZM54 100L57 101V99H54ZM54 100H52V101H54ZM58 100H59V99H58ZM74 100H75V99H74ZM104 100H105V99H104ZM116 100H117V99H116ZM135 100H136V99H135ZM157 100H158V99H156V101H157ZM162 100H164V99H162ZM169 100H170V99H169ZM250 100H251V99H250ZM8 101H9V100H8ZM21 101H22V100H21ZM45 101H46V100H45ZM60 101H61V100H60ZM66 101H67V100H66ZM82 101H83V100H82ZM140 101H142V100L140 99ZM146 101H147V100H146ZM149 101L151 102V98L149 99ZM165 101L167 102V100H165ZM165 101H162V102H165ZM229 101H230V99L228 100V102H229ZM240 101H241V100H240ZM240 101H239V104H240ZM41 102H42V101H41ZM41 102H40V103H41ZM50 102H51V101H50ZM62 102H63V101H62ZM69 102H70V101H69ZM83 102H84V101H83ZM83 102H82V103H83ZM109 102H111V101L109 100ZM118 102H119V101H118ZM137 102H138V100H137ZM137 102H136V103H137ZM220 102H221V101H220ZM226 102H227V101H226ZM226 102H225V103H226ZM45 103H46V102H45ZM51 103H52V102H51ZM54 103H55V102H54ZM65 103H66V102H65ZM75 103H76V102H75ZM90 103H91V101H90ZM115 103H117V102H115ZM120 103H121V102H120ZM156 103H157V102H156ZM159 103H160V102H159ZM169 103H170V101H169ZM200 103H201V102H200ZM256 103H257V102H256ZM15 104H16V103H15ZM27 104H28V103H27ZM69 104H70V103H69ZM110 104H111V103H110ZM143 104H144V103H143ZM153 104H154V103H153ZM163 104H164V103H163ZM170 104H172V103H170ZM202 104H203V103H202ZM214 104H215V103H214ZM247 104H249V102H248ZM260 104H264V103H261V102H260ZM2 105H3V104H2ZM13 105H14V104H13ZM49 105H50V104H49ZM55 105H56V104H55ZM55 105H54V106H55ZM62 105H63V103H62ZM88 105H89V104H88ZM164 105H165V104H164ZM172 105H173V104H172ZM181 105H182V104H181ZM195 105H196V104H195ZM224 105H225V104H224ZM229 105H232V104H229ZM236 105H237V104H236ZM249 105H250V104H249ZM249 105H248V106H249ZM258 105H259V104H258ZM4 106H5V104H4ZM43 106H44V105H43ZM52 106H53V105H52ZM54 106H53V108H54ZM57 106H58V105H57ZM98 106H101V105H98ZM176 106H177V105H176ZM214 106H215V105H214ZM241 106H244V105H241ZM256 106H257V105H256ZM31 107H32V106H31ZM34 107H35V106H34ZM34 107H33V108H34ZM38 107H39V106H38ZM151 107H152V108H149V109H153V106H151ZM155 107H156V106H155ZM164 107H166V106H164ZM171 107L173 108V106H171ZM180 107H181V106H180ZM180 107H179V109H180ZM182 107H183V106H182ZM198 107H199V105H198ZM212 107H213V106H212ZM226 107L228 108V105H227ZM229 107H230V106H229ZM231 107H232V106H231ZM239 107H240V106H239ZM249 107H250V106H249ZM19 108H20V107H19ZM21 108H22V107H21ZM24 108H25V106H24ZM40 108H42V107H40ZM115 108H116V107H115ZM145 108H147V107H145ZM191 108H192V107H191ZM217 108H218V107H217ZM246 108H247V107H246ZM16 109H18V108H16ZM16 109H15V110H16ZM34 109H36V108H34ZM54 109H55V108H54ZM68 109H69V108H68ZM94 109H95V108H94ZM110 109H111V108H110ZM112 109H113V108H112ZM116 109H117V108H116ZM161 109H162V107H161ZM192 109H193V108H192ZM4 110H5V109H4ZM13 110H14V109H13ZM18 110H19V109H18ZM24 110H27V109H24ZM38 110H39V109H38ZM40 110H41V109H40ZM40 110H39V111H40ZM47 110H48V109H47ZM70 110H71V109H70ZM91 110H92V109H91ZM113 110H115V109H113ZM136 110H137V109H136ZM138 110H140V108H139ZM138 110H137V111H138ZM142 110H143V109H142ZM167 110H168V109H167ZM177 110H178V109H177ZM194 110H195V109H194ZM196 110H197V109H196ZM245 110H246V109H245ZM0 111H1V110H0ZM16 111H17V110H16ZM41 111H42V110H41ZM43 111H44V110H43ZM53 111H54V110H53ZM60 111H61V110H60ZM88 111H90V109H89ZM111 111H112V110H111ZM144 111H146V109H144ZM154 111H155V110H154ZM161 111L163 112V110H161ZM161 111H160V112H161ZM180 111H182V110H180ZM192 111H193V110H192ZM214 111H216V110H213V112H214ZM232 111H233V110H232ZM239 111H240V110H239ZM5 112H6V111H5ZM7 112H8V111H7ZM13 112H14V111H13ZM46 112H47V111H46ZM71 112H72V111H71ZM83 112H84V111H83ZM103 112H104V109H103ZM108 112H109V111H108ZM108 112H106V113H108ZM114 112H115V111H114ZM123 112H124V111H123ZM138 112H141V110L138 111ZM152 112H153V111H152ZM197 112H198V111H197ZM204 112H205V111H204ZM224 112H225V111H224ZM237 112H238V111H237ZM25 113H26V112H25ZM49 113H50V111H49ZM52 113H53V112H52ZM91 113H92V112H91ZM94 113H95V112H94ZM143 113H147V112H143ZM143 113H142V114H143ZM157 113H159V111H158ZM167 113H168V112H167ZM178 113H179V112H178ZM194 113H195V112H194ZM230 113H231V112H230ZM8 114H9V113H8ZM8 114H7V115H8ZM39 114H40V113H39ZM60 114H61V113H60ZM81 114H82V113H81ZM84 114H85V112H84ZM89 114H90V113H89ZM125 114H127V113H125ZM125 114H124V116H126ZM148 114H149V113H148ZM165 114H166V113H165ZM200 114H202V113H200ZM217 114H218V113H216V115H217ZM219 114H222V113H219ZM17 115H18V114H17ZM54 115H55V114H54ZM72 115H73V113H72ZM86 115H87V114H86ZM104 115H105V114H104ZM114 115H115V114H114ZM138 115H140V116H138V117H141V113H138ZM146 115H147V114H146ZM169 115H170V114H169ZM240 115H241V114H240ZM14 116H15V115H14ZM50 116H52V115H50ZM60 116H61V115H60ZM97 116H98V115H97ZM112 116H113V115H112ZM128 116H129V115H128ZM133 116L135 117V115H133ZM148 116L150 117V119L153 120L154 117L152 118L150 115H148ZM148 116H146V118H147ZM196 116H197V115H196ZM206 116H207V115H206ZM206 116H205V117H206ZM235 116H236V114H235ZM0 117H1V116H0ZM6 117H7V116H6ZM12 117H13V116H11V118H12ZM28 117H29V115H28ZM56 117H57V115H56ZM91 117H92V116H91ZM103 117H104V116H103ZM105 117H106V116H105ZM121 117H122V116H120V118H121ZM166 117H167V116H166ZM197 117H199V116H197ZM202 117H203V116H202ZM205 117H204V118H205ZM239 117H240V116H239ZM1 118H2V117H1ZM46 118H47V117H46ZM62 118H63V117H62ZM71 118H72V117H71ZM82 118H83V117H82ZM141 118H142V117H141ZM159 118H160V117H159ZM204 118H203V119H204ZM207 118H208V120H209V117H207ZM221 118H222V116H221ZM226 118H227V117H226ZM240 118H241V117H240ZM244 118H245V117H244ZM7 119H8V117H7ZM44 119H45V118H44ZM53 119H54V118H53ZM56 119H57V118H56ZM56 119H55V121H56ZM84 119H85V118H84ZM87 119H88V118H87ZM99 119H100V118H99ZM111 119H112V118H111ZM114 119H115V117H113V121H114ZM127 119H129V118H127ZM136 119H137V118H136ZM161 119H162V118H161ZM171 119H172V118H171ZM199 119L201 120L200 117H199ZM199 119H198V120H199ZM245 119H246V118H245ZM9 120H10V119H9ZM57 120H58V119H57ZM59 120H60V119H59ZM71 120H73V119H71ZM106 120H107V119H106ZM130 120H131V119H130ZM154 120H155V119H154ZM158 120H160V119H158ZM169 120H170V119H169ZM208 120H207V121H208ZM226 120H228V119H226ZM27 121H28V120H27ZM63 121H64V118H63ZM69 121H70V120H69ZM115 121H116V120H115ZM122 121H123V120H122ZM174 121H176V120H174ZM196 121H197V120H196ZM203 121H205V120H203ZM220 121H221V120H220ZM230 121H231V123L233 122L232 120H230ZM237 121H238V120H237ZM36 122H37V121H36ZM49 122H50V121H49ZM103 122H104V121H103ZM119 122H120V120H119ZM127 122H128V120H127ZM132 122H133V121H132ZM138 122H140V121H138ZM205 122H206V121H205ZM226 122H227V121H226ZM241 122H242V121H241ZM17 123H18V122H17ZM22 123H23V121H22ZM31 123H33V122H31ZM73 123H74V122H73ZM109 123H110V122H109ZM156 123H157V122H156ZM166 123H167V121H166ZM174 123H175V122H174ZM236 123H237V122H236ZM244 123H245V122H244ZM244 123H243V124H244ZM247 123H248V122H247ZM91 124H92V123H91ZM122 124H123V123H122ZM135 124H137V123H135ZM135 124H134V125H135ZM141 124H142V123H141ZM159 124H160V123H159ZM199 124H200V122L197 123V126H198V127H199ZM206 124H208V123H206ZM19 125H20V124H19ZM33 125H35V124H33ZM38 125H39V124H38ZM172 125H173V124H172ZM172 125H171V126H172ZM202 125L204 126L203 123H202ZM212 125H213V124H212ZM237 125H238V124H237ZM40 126H41V125H40ZM43 126H45V125H43ZM51 126H52V125H51ZM113 126H114V123H113ZM140 126H141V125H140ZM143 126H145V125H143ZM155 126H156V125H155ZM155 126H154V127H155ZM176 126H177V125H176ZM209 126H210V125H209ZM214 126H215V125H214ZM25 127H26V126H25ZM41 127H42V126H41ZM45 127H46V126H45ZM73 127H74V126H73ZM99 127H100V126H99ZM102 127H103V126H102ZM117 127H118V125H117ZM160 127H161V126H160ZM194 127H195V126H194ZM198 127H197V128H198ZM210 127H211V126H210ZM231 127H232V126H231ZM236 127H237V126H236ZM261 127H264V126H261ZM33 128H35V127L33 126ZM74 128H76V127H74ZM87 128H88V127H87ZM131 128H132V127H131ZM134 128H135V127H134ZM141 128H142V127H141ZM164 128H165V125H164ZM164 128H163V129H164ZM171 128H172V127H171ZM177 128H178V127H177ZM205 128H206V130H207V127H205ZM208 128H209V127H208ZM228 128H229V127H228ZM233 128H235V127H233ZM233 128H232V129H233ZM251 128H252V127H251ZM65 129H66V128H65ZM77 129H78V128H77ZM104 129H105V128H104ZM104 129H103V131H104ZM169 129H170V128H169ZM209 129H210V128H209ZM216 129H217V128H216ZM219 129H220V127H219ZM239 129H240V128H239ZM261 129H262V128H261ZM31 130H33V129H31ZM45 130H46V129H45ZM130 130H131V129H130ZM137 130H138V129H137ZM155 130H157V129L155 128L154 131H155ZM173 130H174V128H173ZM192 130H193V129H192ZM192 130H191V131H192ZM198 130H199V128H198ZM234 130H235V129H234ZM18 131H19V130H18ZM105 131H106V130H105ZM112 131H113V130H112ZM112 131H110V132H112ZM160 131H161V129H160ZM193 131H194V130H193ZM200 131H201V130H200ZM207 131H208V130H207ZM220 131H222V130H220ZM229 131H231V130H229ZM16 132H17V131H16ZM19 132H20V131H19ZM19 132H18V133H19ZM33 132H34V131H33ZM67 132H68V130H67ZM93 132H94V131H93ZM115 132H116V131H115ZM124 132H125V131H124ZM152 132H153V131H152ZM163 132H164V131H163ZM174 132H175V131H174ZM208 132H210V131H208ZM211 132H212V131H211ZM234 132H235V131H234ZM105 133H106V132H105ZM140 133H141V132H140ZM170 133H173V131L170 132ZM237 133H238V132H237ZM253 133H254V132H253ZM87 134H88V133H87ZM115 134H116V133H115ZM179 134H181V133H179ZM219 134H220V133H219ZM238 134H239V133H238ZM51 135H52V134H51ZM53 135L56 136L55 134H53ZM133 135H134V134H133ZM148 135H149V134H148ZM164 135H165V134H164ZM174 135H175V134H174ZM184 135H185V134H184ZM211 135H212V134H211ZM220 135H222V134H220ZM229 135H230V134H229ZM2 136H3V135H2ZM93 136H94V135H93ZM115 136H116V135H115ZM155 136H158V135L156 134ZM185 136H186V135H185ZM216 136H217V135H216ZM222 136H223V135H222ZM232 136H233L232 138H234V139L237 138V139H236L237 141H238V139H240V140L242 139V138H240L241 136H238V137H236V135H232ZM243 136H244V135H243ZM253 136H254V134H253ZM255 136H256V135H255ZM71 137H72V136H71ZM71 137H70V138H71ZM79 137H80V136H79ZM145 137H146V136H145ZM158 137H159V136H158ZM158 137H157V138H158ZM161 137H162V135H161ZM211 137H212V136H211ZM227 137H228L227 135L224 136V138H227ZM229 137H230V136H229ZM61 138H62V136H61ZM66 138H67V137H66ZM74 138H75V137H74ZM118 138H119V137H118ZM134 138H135V137H134ZM200 138H201V137H200ZM224 138H223V139H224ZM230 138H231V137H230ZM232 138H231V141H232V142L234 141V143H236L237 141L235 142V140H233ZM243 138H244V137H243ZM245 138H246V137H245ZM245 138H244V140H241V143H242L243 149H242V152H241V153L239 152V153L242 154V155H243V153H244L243 156L246 155V154H245V150H247L248 152H249L250 150H251L250 152H252V151L254 152V150L251 149L252 146H254V145L251 146L250 144L252 143V141H255V139L253 140V138L251 137L252 140H250V139H249V140H246ZM2 139H4V138H2ZM7 139H8V138H7ZM62 139H63V138H62ZM114 139H115V138H114ZM146 139H147V138H146ZM180 139H181V138H180ZM220 139H221V138H220ZM223 139H222V141H223ZM63 140H64V139H63ZM67 140H68V139H67ZM115 140H116V139H115ZM123 140H124V139H123ZM192 140L194 141L193 138H192ZM195 140H196V139H195ZM197 140H198V139H197ZM212 140L215 142V144H214V142L211 141V140H209L210 143L213 142V143H211V144H210L209 142H207V140H205V141L203 140L205 144H206V142H207V144H208L207 146H208V147H205V145H204V147H203V146L201 145L202 148H200V151H199V150H198V146H197V150L199 151V153H198V151H195V152L193 151L194 154H195V153H196V154H195V155H192V156H195V157H193V158L191 157V159H192V160L195 159V160H194L195 163H197V161H198V163H199V160H200V163H199V164H196V165L194 166L195 171H194V169L191 170V171H189L190 168H191V166H189V165H191V164H190V161L188 162V163H189V165H188V166H189V167H188L189 169L186 168V167L184 168L183 165H184L185 163H184V161H182V162L184 163L183 165L180 163V164H181V165L179 164L180 166H179V165L176 166V167H179L181 170L179 171V169L176 168V171H175V168H174V167H175V166H174V162H175V161H174L173 159L178 158L179 156L177 157L176 154H175L176 157H175V156H171V158H172V162H171V164H172V165H171V164H167V163H169V162H168V161H169L168 158L170 157L169 154H167V155H168V158H167V155H164L165 153H167V152H165L167 149L164 151L165 153L162 152V153H163V154H162V153H160V150H159V147H158V146H155V147H157V149H156V148L153 149V147H152V145H151L150 148L152 147L151 149H153V150H152V151L150 150L151 153L149 154V150L147 149V147H148L147 144L150 145V144H152V143H147L148 141L146 142V144L143 145V146L146 148V150L144 149V147H142V148L145 150L144 153H140V152H139V153H140V156H137V157H136V155H138V154H136V155L134 156V154L131 153L132 151H130V150L127 148V151H124V152L122 153L121 156H120L121 153H119V154H118V153H117V154L114 153V154H115L114 158H117L116 155H119V156H120V157L118 156V158H117V159H118V163H116V162H117V159H115L116 161H115V160H114V161H115L116 165H117V164H120V165L122 164L121 166H118V167H121V169L123 168V170H125V171H124V172H125V173H124L125 176H126V174L129 173L128 171H127V173H126V170L135 167L136 169H130L129 176H130V174L133 175L132 173H134V175H140V177H142L141 180H138L139 184L136 182L137 179L134 178V180H136V181H135L136 184H138L137 187H130L131 189H128V188H127L128 190H130L131 193L133 192V193L140 194V195H141V194H143V195L145 194V195H147V196H148V195H149V196H150V195H153V196H155V197L157 196V198H159L158 196H160L161 199L164 197V195H165V196H169L168 198H170V199H169L170 201L167 202V203L170 205L169 207H176V210H178V209H181V208H185L186 205H187L188 207H190L189 205H191V204L193 203V200H191L192 203L190 204V202H189V201H190V198L186 195V197L189 198V201H187V202H189V203H185V202H184L185 199L182 198V197H184V196L180 197V196L182 195L181 191H180V190L177 191L178 193L180 192V194H181V195L179 196V194H178L176 191H174V190L171 189V186H177V185L180 186V185H181V187H185V185H186V187H188V185H187L188 183H186V182H188V181L190 180V178H192V180H193V179H195V180L198 179V180H199V178H200V177H198V173H199L198 171H199V170H197V168L199 167L200 164H201V165L204 164V161H205V163H207V164H209V162H210V165H211L213 162L216 161V163H217V167H218V166H221V163L223 162V158L226 157V158L229 159L230 155H232V158H233V157L235 158V157H237L238 154H239V153H236L237 155L234 154L235 156H234L233 154H230V155L226 154L225 151L222 150V148L227 149V147H225L226 145L222 146V145H221V142H220V143H217L216 141H219V139H215V140L212 139ZM256 140H257V139H256ZM261 140H262V139H261ZM125 141H126V140H125ZM157 141H158V140H157ZM172 141H173V139H172ZM220 141H221V140H220ZM226 141H227V140H226ZM231 141L227 142L228 145H230V142H231ZM13 142H14V141H13ZM66 142H67V141H66ZM66 142H65V143H66ZM80 142H81V140H80ZM116 142H117V141H116ZM119 142H120V143H119ZM119 142H118L119 144L122 143L121 140H119ZM123 142H124V141H123ZM131 142H132V141H131ZM131 142L128 141L127 146L129 145V143H130V144L133 143L132 145H134V146L129 145V147L132 146L133 148H132V147H130V148H132V149L138 148V149H135V150H141V149H142L141 147H135V145L140 144V145L142 146L143 142H142V144H141V141L138 142L137 144H134V142H132V143H131ZM159 142H160V141H159ZM159 142H158V143H159ZM170 142H171V141H169V144H168V143H167V144L170 145ZM187 142H189V140H188ZM199 142H200V141H199ZM199 142H197V144H198ZM258 142H259V146H258V147H261L262 145H264V143H261V144H260V140H259ZM261 142H262V141H261ZM78 143H79V142H78ZM125 143H126V142H124V144H125ZM135 143H136V142H135ZM177 143H178V142H176V145H178ZM180 143H181V144H180V145H181L180 149H182L184 146H186V145L188 144V143H187L186 145H185V144L182 145L183 143H182V142H180ZM184 143H186V142H184ZM191 143H193V142L191 141L189 144H191ZM194 143H195V144H194ZM194 143L191 144V146H192V145L195 146L194 148L196 149V145H197V144H196V142H194ZM201 143H203V142H201ZM76 144H77V143H76ZM92 144H93V143H92ZM99 144H103V143H99ZM105 144H106V143H105ZM189 144H188V146H189ZM209 144H210L211 146H210ZM212 144H214V145H213L214 149H211V150L209 151V148L212 147ZM219 144H220L221 146H220ZM231 144H232V143H231ZM236 144H237V143H236ZM236 144H235V146L238 145V147H235V148H239V145H240V144H239V141H238V144H237V145H236ZM66 145H67V143H66ZM97 145H98V144H97ZM97 145H96V146H97ZM140 145H138V146H140ZM145 145H146V146H145ZM168 145H167V147H168ZM176 145H174L175 147L173 146L174 149H175V152H176V150H177V149H176V147H177ZM62 146H63V144H62ZM62 146H61V147H62ZM76 146H77V145H76ZM91 146L93 147V145H91ZM100 146H101V145H100ZM119 146L122 147V144L119 145ZM125 146H126V144H125ZM182 146H183V147H182ZM188 146H187V147H188ZM209 146H210V147H209ZM232 146H234V145H232ZM232 146H231V147H232ZM4 147H5V144H4ZM55 147H56V146H55ZM55 147H51V148H52V149H51L50 147L48 148V146H47V147L45 146L46 149L48 148V149L46 150V153H45L44 151H43L44 153L41 151L40 154H41V155H45V154H46V155L49 156L50 158H52V157L55 156V159H50V160H48V157H47V160H48L49 162H51V160H52V163H53L54 161H55V163H57L56 165L53 163L55 166H53L52 163H50V164L46 163V162H48L46 159H45V164H46V165L48 164V166L52 164L51 167H52V166H53V167H52V168L50 167V169L53 170L54 172H56L55 169H57V171H58V173H59V175H60L59 177H58V175H57V177L60 178V179L62 180V182H64L65 186L70 185V186H68V188L70 187V189H71L72 186H71V184H70V180L68 179V178L70 177V172H71V171H76L74 166H76L77 163H78L77 158H78L79 160H81L80 158H82V157H79V156H78V155H79V152H78V151H75V152H73V156H74L73 159H71V158L69 159V158H67V155H70V153H68V152L65 151V150H64V152H62V151H63L62 149H64V148H61L60 150H58V149H56ZM80 147H81V146H80ZM101 147H103V146H101ZM134 147H135V148H134ZM169 147H170V146H169ZM169 147H168V148H169ZM258 147L255 146V147H253V149H255V148L257 149ZM262 147H264V146H262ZM262 147H261V148H262ZM38 148H39V147H38ZM53 148H54L55 150H58V152L56 151L58 154L60 153L59 151H61V150H62V151H61L62 154L65 153V156H66V157H65V156H62V157H64L63 159H65V161H62V162H61V160H63V159L60 158V157H61V156H59L60 154H59V155L57 154V157H59L61 160L58 158L57 161H59V160H60V161H59V162L56 161V158H57L56 155L53 156V154H52V153L54 152V151H53ZM57 148H59V147H57ZM83 148H85V146H84ZM99 148H100V147H99ZM161 148H162V147H161ZM189 148H190V147H188V149H189ZM232 148H233V147H232ZM240 148H241V146H240ZM261 148H258L257 150H259V149H261ZM78 149H80V148H78ZM100 149H101V148H100ZM114 149H115V148H114ZM120 149H121V148H120ZM143 149H142V151H143ZM164 149H165V148H164ZM164 149H163V150H164ZM170 149H171V148H169V150H170ZM174 149H172V150H174ZM183 149H184V151H183L184 154H183V155H184V156L187 155V156L190 157L189 153H190L191 151L188 150L189 152L186 153V152H187V151H186L187 148H183ZM205 149H206V150H205ZM220 149H221V152H220ZM256 149H255V150H256ZM39 150H40V149H37L38 152H39ZM49 150H50V151L52 150V152H50ZM101 150H102V149H101ZM110 150H111V149H110ZM121 150H122V149H121ZM128 150H129V151H128ZM178 150H179V148H178ZM191 150H192V149H191ZM238 150H239V149H238ZM262 150H264V148H262ZM6 151H7V149H6ZM25 151H27V150H25ZM48 151L52 154V155H51L52 157L50 156V153H49ZM93 151H95V150H93ZM102 151H103V150H102ZM114 151H115V150H114ZM222 151H224V152H222ZM259 151H260V150H259ZM4 152H5V151H4ZM66 152H67L68 154H67ZM82 152H84V151L82 150ZM85 152H86V151H85ZM87 152L91 153V155L94 153V152H91V151H87ZM96 152L98 153V150H97ZM99 152H101V151L99 150ZM178 152H180V150H179ZM181 152H182V151H181ZM206 152H209V153H206ZM219 152H220V153H219ZM248 152H247V153H248ZM250 152H249V153H250ZM261 152H262V151H261ZM8 153L10 154V152H8ZM42 153H43V154H42ZM47 153H48L49 155H48ZM89 153H88V154H89ZM109 153H111V152H109ZM109 153H108V155H109ZM185 153H186V154H185ZM221 153H224V155L221 154ZM254 153H255V152H254ZM262 153H264V152H262ZM262 153H261V154H262ZM21 154H22V153H21ZM54 154H56V153L54 152ZM66 154H67V155H66ZM104 154H105V153H104ZM104 154H102V155L104 156ZM148 154H149V155H148ZM191 154H192V153H191ZM208 154H209V155H208ZM210 154H211V155H210ZM219 154H221V155L223 156L222 159H219L220 156H221V155H219ZM32 155H33V154H32ZM46 155H45V156H46ZM83 155H84V154H82V155H80V156H83ZM85 155H86V154H85ZM89 155H90V154H89ZM94 155H95V154H94ZM94 155H92V156H94ZM161 155H162V156H161ZM212 155H213V157H212ZM225 155H226V156H225ZM242 155H241V157H242ZM4 156H5V155H4ZM10 156H11V155H10ZM29 156H30V155H29ZM33 156H34V155H33ZM97 156H99V157H98V160H97V157L94 156V158H95L97 161H102V160H99V158H101L100 155H97ZM105 156H106V155H105ZM160 156H161V157H160ZM206 156L208 157V159H209L210 161H208V159H207ZM210 156H211V157H210ZM218 156H219V157H218ZM227 156H228V157H227ZM248 156H250V155H248ZM251 156H252V155H251ZM1 157H2V156H1ZM1 157H0V158H1ZM138 157H140V159H136V158H138ZM162 157H163V158H162ZM174 157H175V158H174ZM214 157H215V158L218 157V158H217V159H213ZM241 157H240V155H239L238 158H241ZM12 158H13V157H12ZM31 158H33V157H31ZM31 158H30L29 160H28V158H27V160H28V161H32ZM34 158H35V157H34ZM40 158H41V157H39V159H40ZM66 158H67L68 160H66ZM88 158L91 159L90 157H88ZM157 158H158V159L161 158V159H159V161H158L159 164L157 163ZM165 158H166V159H165ZM205 158H206V159H205ZM226 158H225V159H226ZM232 158L230 157V159H232ZM245 158H246V156H245ZM249 158H251V157H248L247 159L249 160ZM258 158H259V157H258ZM1 159H2V158H1ZM82 159H84V158H82ZM89 159H87V160H89ZM104 159H107V157H105ZM108 159H109V156H108ZM132 159H133V161H132ZM134 159H136V160H134ZM167 159H168V160H167ZM181 159H182V156H181ZM191 159H190V160H191ZM228 159H226V160H228ZM241 159H242V158H241ZM3 160H4V159H3ZM23 160L25 161V158H24ZM27 160H26V161H27ZM41 160H42V158H41ZM41 160H40V161H41ZM53 160H54V161H53ZM110 160H111V159H110ZM110 160H109V161H110ZM137 160H138V161H137ZM160 160H162V161H163V160H166V162L163 161L162 163H160ZM188 160H189V159H188ZM196 160H197V161H196ZM201 160H203V162H201ZM219 160H220V161H219ZM248 160H247V161H248ZM256 160H257V158H256ZM24 161H23V162H24ZM26 161H25V162H26ZM28 161H27V162H28ZM82 161H83V160H82ZM85 161H86V160H85ZM89 161H91V160H89ZM93 161H94V160H93ZM107 161H108V160H107ZM134 161H135V162H134ZM136 161H137V162H136ZM173 161H174V162H173ZM176 161H177V160H176ZM231 161H232L233 163H231ZM231 161L228 160V164L230 163V165H228V168H229V166H230V167L234 166V165H233V164H234V161H233V160H231ZM239 161H240V160H238V163H239ZM241 161H243V163H244L245 159H243V160H241ZM258 161H259V160H258ZM21 162H22V160H21ZM91 162H92V161H91ZM119 162H120V163H119ZM41 163L44 164V162H42V161H41ZM85 163H86V162H85ZM92 163H93V162H92ZM175 163H176V162H175ZM191 163H192V162H191ZM216 163H215V164H216ZM223 163H224V162H223ZM0 164H1V163H0ZM4 164H5V160H4ZM4 164H3V165H4ZM45 164H44V166H45ZM93 164H94V163H93ZM100 164H101V163H100ZM102 164H103V166H100V167L103 168V167H104V164H107V162L102 163ZM102 164H101V165H102ZM111 164H112V163H111ZM111 164H110V165H111ZM176 164H177V163H176ZM218 164H219V165H218ZM258 164H259V163H258ZM1 165H2V164H1ZM20 165H21V163H20ZM23 165L26 166V165H29V163H26V164L23 163ZM23 165H22V166H23ZM30 165H31V164H30ZM81 165H82V164H81ZM86 165H87V164H85V167H86ZM96 165H97V168H96ZM96 165H95V167H93V168H92V166H91V168H92V169H91V168H88V166H90V164H89V165H87V168L90 169L92 173L94 172V169H95V168H96L97 172H100L101 170H100V168H99L98 163H97ZM116 165L112 164V167L114 166V169L111 168V169H113V171H114L113 173H115V174H117V173L115 172V166H116ZM205 165H206V164H205ZM212 165L214 166V163H213ZM239 165H240V163H239ZM249 165H252V168H253V164H252V163L249 164ZM35 166H36V165H34V167H35ZM172 166H174V167L172 168ZM185 166H187V164H185ZM215 166H216V165H215ZM257 166H258V165L254 166V167H257ZM260 166H261V164H260ZM0 167H1V166H0ZM5 167H6V166H4V168H5ZM31 167H33V166H31ZM31 167H30V168H31ZM116 167H117V166H116ZM196 167H197V168H196ZM200 167H201V166H200ZM209 167H211V166H209ZM73 168H74V169H73ZM76 168H77V167H76ZM82 168H83V166H82L80 169H82ZM203 168H204V167H203ZM214 168H215V167H214ZM228 168H227V169H226V168H222V169H223V176H222V178L224 177L223 179L220 178V179L223 180L222 182H225V181H226L227 183H230V182H233V181H234V180H231V179H230L231 181L227 180V178H228L227 176H229V175L232 176V175H233V174H232L233 171L231 172L232 169L230 168V169H231V170H230V169H228ZM232 168H233V167H232ZM234 168H235V167H234ZM244 168H245V167H244ZM0 169L2 170L3 168L1 167ZM25 169H26V168H25ZM32 169H33V168H32ZM35 169H36V170H37V169L39 170V169H41V168H36V167H35ZM35 169H34V170H35ZM50 169H49V171H50V173H51V170H50ZM78 169H79V168H77V170H78ZM80 169H79V170H80ZM85 169H86V168H85ZM98 169H99L100 171H98ZM107 169H109V168L107 167ZM173 169H174V170H173ZM182 169H184L183 172H182L181 174H179V173L182 171ZM185 169H186V170H185ZM198 169H199V168H198ZM210 169H211V168H210ZM236 169H237V168H236ZM19 170H20V169H19ZM36 170H35V174H36ZM38 170H37V171H38ZM59 170H60V171H59ZM82 170H83V169H82ZM90 170H89V171H90ZM92 170H93V171H92ZM96 170H95V174L97 173ZM187 170H188V172H190V173H188L189 176H190V178H189L188 176H187V177L184 176V175H187V174H183V173H186L185 171H187ZM196 170H197V172H196ZM211 170H212V169H211ZM242 170H243V169H242ZM255 170H256V168H255ZM259 170H260V169H259ZM261 170H262V169H261ZM22 171H24V170H22ZM45 171H46V170H45ZM45 171L42 170V172L40 173V175H41L42 173L45 175V174H46ZM80 171H81V170H80ZM104 171H105V170H104ZM116 171L118 172L117 169H116ZM192 171H193V172H192ZM218 171H219V170H218ZM227 171H228V172H227ZM229 171H230V172H229ZM244 171H245V170H244ZM24 172H26V171H24ZM28 172H29V169H28ZM81 172H82V171H81ZM81 172H80V173H81ZM87 172H88V170H86V173H87ZM131 172H132V173H131ZM178 172H179V173H178ZM194 172H196V174H197V176H195V178L192 177V176L190 175V174H192V173H194ZM200 172H201V171H200ZM203 172H204V171H203ZM225 172H226L227 174H229V175L224 176V175H225V174H224ZM250 172H251V171H250ZM252 172H253V171H252ZM255 172H257V170H256ZM255 172H254V173H255ZM261 172H262V171H261ZM56 173H57V172H56ZM56 173H55V175H56ZM74 173H75V172H74ZM78 173H79V171H78ZM108 173H109V171H108ZM205 173H206V172H205ZM217 173H219V172H217ZM243 173H245V176H242V179H241V180H242V181L244 180L245 185H247L246 183H250V181H252L251 178H253V182H254L255 180H256L255 182H259V181H257V179H261V177L264 176V175H262L261 177L259 176V178H257V177H256V176H257V173H259V174H264V173L257 172L255 177H254V175L252 176V173H251V178H250V174H248L246 171L243 172ZM30 174H31V173H30ZM33 174H34V173H33ZM35 174H34V175H35ZM37 174H38V176H37V175H36V176H37V179H38L40 176H39V173H38V172H37ZM84 174H85V173H84ZM97 174H101V175H102V172L97 173ZM104 174H105V173H104ZM104 174H103V175H104ZM120 174H121V173H120ZM236 174H237V173H236ZM23 175H27V174H23ZM51 175H53V174L51 173ZM67 175H68V176H67ZM103 175H102V176H103ZM106 175H107V172H106ZM110 175H112L111 178H112V177L114 178V174H111V173H110ZM199 175H200V173H199ZM207 175H208V174H207ZM46 176L48 177V175H46ZM78 176H79V174H78ZM82 176L85 177V176H88V174H87V175H86V174H85V175L82 174ZM97 176L100 178L99 175H97ZM102 176H101V179H102ZM108 176H109V175H108ZM108 176H107V177H108ZM116 176H117V175H116ZM116 176H115V177H116ZM118 176H121V177H122V175H118ZM193 176H194V175H193ZM233 176H234V175H233ZM233 176H232V177H233ZM238 176H239V175H238ZM240 176H241V175H240ZM44 177H45V176H44ZM51 177H53V176H51ZM57 177L55 176V179H58ZM71 177H72V176H71ZM71 177H70V178H71ZM105 177H106V176H105ZM107 177H106V178H107ZM127 177H128V175H127ZM140 177H138V179H140ZM210 177H211V176H210ZM232 177H231V178H232ZM1 178H2V177H0V180H1ZM17 178H18V177H17ZM20 178H21V177H20ZM45 178H46V177H45ZM75 178H76V176H75ZM80 178H81V177H80ZM88 178H90V176H89ZM95 178H96V177H95ZM99 178H97V179H99ZM119 178H120V177H118L117 179L115 178V181H117V180H118V181H119V180L122 181V180H123L122 178H120V179H119ZM129 178L132 179L133 177L131 176V177H129ZM229 178H230V177H229ZM256 178H257V179H256ZM29 179H30V178H29ZM42 179H43V178H42ZM42 179H41V178L38 179L39 182H40V181L42 182ZM47 179H48V178H47ZM71 179H73V177H72ZM84 179H86V177H85ZM97 179H96V181H97ZM131 179H130V180H131ZM187 179H189V180L186 181ZM200 179H201V178H200ZM211 179H212V178H211ZM218 179H219V177H218ZM224 179H226V180L224 181ZM250 179H251V180H250ZM254 179H255V180H254ZM88 180H89V179H88ZM104 180H105V179H104ZM134 180H133V181H134ZM198 180H197V184H196V185H198V182H199ZM201 180L203 181L204 179H201ZM261 180H262V179H261ZM1 181L4 182V178H3V180H1ZM23 181H25L24 178H23ZM44 181H45V180H44ZM72 181H73V183L75 182L74 180H72ZM81 181H82V180H81ZM89 181H90V180H89ZM89 181H88V183H90ZM112 181H114V180H112ZM112 181H110V183H111V188H109L110 186H109V187L107 186V188L110 190L109 192L112 193L111 195H115V194H116V195L119 196V197H120V196H123V195H121V192H122V191L125 192L126 190H123V189H121V188H120L118 191L115 190V188H117V187H115L116 184L113 185L114 188L112 189V184L115 183V182L112 183ZM131 181H132V180H131ZM131 181H130V183H132V184L129 183L130 185L135 184V182H133V181L131 182ZM208 181H209V180H208ZM11 182H12V181H11ZM26 182H27V181H26ZM48 182H50V181H48ZM76 182L78 183V185H79L80 187L82 186L83 188H84L85 185L90 186V187H92V188L94 187V186H92V184H90V185L86 184V182H85L84 185H83L84 182H83V183L81 182V183H82V185H81V183H80L77 179H76ZM76 182L74 183L75 185H76ZM93 182H94V180H93ZM102 182L104 183L103 180H102ZM102 182H101V183H102ZM106 182H107V181H106ZM122 182L125 183V181H122ZM190 182H191V180H190ZM190 182H189V183H190ZM194 182H195V181H194ZM240 182H241V181H240ZM260 182H262V181H260ZM1 183H2V182H1ZM37 183H38V182H37ZM118 183L121 184L120 181H119ZM124 183H123V184H124ZM195 183H196V182H195ZM195 183H194V184H195ZM205 183H206V181L204 180V184H203V185H205ZM213 183H214V182H213ZM215 183H216V182H215ZM220 183H221V181H220ZM227 183H226V185H227ZM262 183H264V182H262ZM45 184H46V183H45ZM47 184H48V183H47ZM95 184H96V183H95ZM104 184H105V183H104ZM106 184H107V183H106ZM108 184H109V183H108ZM183 184H185V185H183ZM211 184H212V183H211ZM211 184H210V182H209V186H210V187H211ZM233 184H234V183H232V185H233ZM235 184H236V183H235ZM235 184H234V185H235ZM252 184H254V183H252ZM0 185H1V184H0ZM11 185H12V184H11ZM39 185H40V184H39ZM41 185H42V187H41L42 189L39 188ZM41 185L38 187V188L40 189V192L42 193V194H40L41 196L44 195V194H43L44 192H47V193H48V192H50V191L53 190V189L50 190L49 187H44L43 183H41ZM93 185H94V184H93ZM97 185H100L98 181H97ZM182 185H183V186H182ZM189 185L191 186V184H189ZM203 185H202V187H203ZM207 185H208V183H207ZM212 185H213V184H212ZM214 185H215V184H214ZM221 185H222V184H221ZM221 185H219V186H221ZM226 185H222L221 187L224 188L223 186H226ZM229 185H230V184H229ZM232 185H231V187H232ZM234 185H233V186H234ZM256 185H257V184H256ZM261 185H262V184H261ZM2 186L4 187L3 183H2ZM12 186H15V184L13 183ZM12 186H11V187H12ZM45 186H46V185H45ZM76 186H77V185H76ZM76 186H75V187H76ZM87 186H86V187H87ZM124 186H125V185H124ZM190 186H189V187H190ZM192 186H193V185H192ZM238 186H239V185H238ZM253 186H254V185H252L251 187H253ZM52 187H53V186H52ZM77 187H78V186H77ZM80 187H79V188H80ZM104 187H105V186H103V188H104ZM181 187H180V188H181ZM199 187H200V186H199ZM202 187H201V188H202ZM204 187H205V186H204ZM212 187H213V186H212ZM212 187H211V188H212ZM231 187H230V188H231ZM246 187H247V186H246ZM22 188H23V187H22ZM54 188H56V187H54ZM99 188H100V187H99ZM103 188H102V189H103ZM178 188H179V187H178ZM190 188H191V187H190ZM195 188L197 189L196 186H195ZM227 188H228V187H226V189H227ZM237 188H238V187H237ZM0 189H3V190H4V189H6V188H5V187L2 188V187L0 186ZM20 189H21V188H20ZM33 189H34V188H33ZM39 189H35V190H39ZM102 189H101V190H102ZM117 189H118V188H117ZM187 189H188V188H187ZM196 189H195V190H196ZM203 189H206V188H203ZM234 189H235V188H234ZM15 190H16L17 193H14L15 195L13 194V195L15 196L14 199H16V197H17V202L19 201L18 203H19V205H20L24 200H23V199H22V200H19V199H18V198H20L21 196H20V194L18 193L17 188H16ZM21 190H22V189H21ZM54 190H55V189H54ZM54 190H53V191H54ZM68 190H69V189H68ZM73 190H74V189L72 188L71 191H73ZM75 190L79 191L78 188H77V189L75 188ZM75 190H74V191H75ZM80 190H81V189H80ZM87 190H88V187H87ZM97 190H99V189H97ZM104 190H105V189H104ZM112 190L115 191V192H114V193L111 192ZM195 190H194V192L196 193ZM216 190H217V189H216ZM222 190H224V189H222ZM229 190H231V189H229ZM240 190H242V187H240ZM253 190H254V189H253ZM4 191H5V190H4ZM22 191H23V190H22ZM24 191L26 192L27 190H24ZM56 191H57V189H56ZM66 191H67V190H66ZM69 191H70V190H69ZM74 191H73V193L71 194V196H73V194H76V195H74V196H78V197H79V195H80L81 193L78 195V194H77L76 192H74ZM95 191H96V190H95V188H94L93 192L95 193ZM99 191H100V190H99ZM99 191H98L97 193H99ZM207 191H208V196L211 195V194H210V190H207ZM219 191L222 192L221 190H219ZM224 191H225V190H224ZM224 191H223L222 193H224ZM234 191H236V190H234ZM259 191H260V189H259ZM1 192H2V191H1ZM13 192H14V190H13ZM25 192H24V194H25ZM35 192H36V191H35ZM35 192H34V195H36ZM54 192H55V191H54ZM57 192H58V191H57ZM57 192H55L56 196L58 195ZM67 192H68V191H67ZM80 192H81V191H80ZM89 192H90V191H89ZM89 192H88V196H89ZM101 192L103 193V191H101ZM123 192H122V194H123ZM197 192L199 193V191H197ZM216 192H217V191H216ZM230 192H231V191H230ZM253 192H254V191H253ZM47 193H46V196L49 195V194H47ZM50 193L53 194V192H50ZM102 193H101V194H102ZM105 193H106V192H105ZM110 193L107 192L106 194H107V195H110ZM126 193H128V194L130 195V193H129L128 191H126ZM126 193H124V194H126ZM222 193H221V194H222ZM38 194H39V193H38ZM52 194H50V195H52ZM55 194H54V195H55ZM59 194H60V193H59ZM91 194H92V196H97L96 193H95V195H94L93 193H91ZM40 195H39V197H41ZM50 195L47 196L48 198H47V197H44V198H46V201L50 198ZM60 195H61V196H67L68 194H67V195H63V194L61 193ZM69 195H70V194H69ZM69 195H68V196H69ZM134 195H135V194H134ZM143 195H142V196H143ZM184 195H185V194H184ZM225 195H226V194H225ZM225 195H224V197H225ZM228 195H229V194H227V196H228ZM14 196H13V197H14ZM44 196H45V195H44ZM71 196H69V197H71ZM74 196H73V197H74ZM80 196H81V195H80ZM88 196H87V197H88ZM130 196H131V195H130ZM195 196H196V195H195ZM201 196H202V195H201ZM42 197H43V196H42ZM42 197H41V198H42ZM78 197H75V200H79ZM97 197H98V196H97ZM115 197H116V196H115ZM140 197H141V196H140ZM140 197L137 196V199L140 198ZM196 197H197V196H196ZM209 197H210V196H209ZM218 197H219V196H218ZM221 197H223V196L221 195ZM24 198H25V197H24ZM44 198H42L43 201H45ZM52 198L54 199L55 196L52 195L50 201L52 200ZM60 198H61V197H60ZM76 198H77V199H76ZM80 198H81V197H80ZM108 198H109V197H108ZM111 198H112V197H111ZM165 198H167V197H165ZM0 199H1V198H0ZM57 199H58V197H57ZM106 199H107V198H106ZM112 199H113V198H112ZM121 199L123 200V199H124V196H123ZM125 199H126V198H125ZM125 199H124V200H125ZM135 199H136V198H135ZM137 199H136V200H137ZM192 199H193V198H192ZM204 199H206V198H204ZM210 199H211V198H210ZM12 200H13V199H12ZM26 200H27V198H26ZM29 200H30V199H29ZM62 200H63V199H62ZM64 200H65V199H64ZM64 200H63V201H64ZM81 200H82V198H81ZM87 200H89V199H87ZM114 200H115V199H114ZM122 200H121V201H122ZM124 200H123V201H124ZM143 200H144V199L142 198V201H143ZM187 200H188V199H187ZM198 200H199V199H198ZM208 200H209V199H208ZM31 201H32V200H31ZM50 201H49V202H50ZM52 201H53V200H52ZM57 201H58V200H57ZM79 201H80V200H79ZM90 201H91V200H90ZM205 201H206V200H205ZM211 201H212V199H211ZM211 201H210V202H211ZM12 202H13V201H12ZM15 202H16V200H15ZM32 202H33V201H32ZM47 202H48V201H47ZM61 202H62V201H61ZM64 202H65V201H64ZM64 202H63L62 204H64ZM80 202H81V201H80ZM80 202H79V203H80ZM164 202H166L165 199H164ZM196 202H197V201H196ZM196 202H195V203H196ZM210 202H209V203H210ZM218 202H219V200H218ZM24 203H25V201H24ZM24 203H23V204H24ZM45 203H46V202H45ZM66 203H67V202H66ZM82 203H83V202H82ZM206 203H207V202H206ZM211 203H213V202H211ZM219 203H220V202H219ZM13 204H14V203H13ZM13 204H12V206L14 207ZM23 204H22V205H23ZM25 204H26V203H25ZM28 204H29V203H28ZM51 204H52V203H51ZM77 204H78V201H77ZM126 204H127V203H126ZM164 204H165V203H164ZM168 204H167V205H168ZM220 204H221V203H220ZM19 205H18V207H19ZM47 205H48V204H47ZM65 205H66V204H65ZM78 205H79V204H78ZM102 205H103V204H102ZM111 205H112V204H111ZM154 205H155V204H154ZM161 205H162V203H161ZM206 205H207V204H206ZM4 206H5V205H4ZM12 206H11V207H12ZM67 206H68V205H67ZM73 206H74V205H73ZM109 206H110V205H109ZM119 206H120V205H119ZM155 206H156V205H155ZM155 206H154V207H155ZM191 206L193 207V204H192ZM197 206H198V204H197ZM63 207H66V206L63 205ZM4 208H5V207H4ZM14 208H15V209H14L15 211L18 209V208L16 209V207H14ZM19 208H20V207H19ZM21 208H22V207H21ZM44 208H45V206H44ZM49 208H50V207H49ZM55 208H56V207H55ZM58 208H59V207H58ZM68 208H69V207H68ZM125 208H126V207H125ZM195 208H196V207H195ZM195 208H194V209H195ZM197 208H198V207H197ZM2 209H3V208H2ZM9 209H10V208H9ZM22 209H23V208H22ZM24 209L26 210V209H28V208L26 207V208H24ZM65 209H66V208H65ZM186 209H187V208H185V211H186ZM192 209H193V208H192ZM200 209H202V208H200ZM200 209H198V211H200V213H202V211H201ZM57 210H58V209H57ZM69 210H70V209H69ZM69 210H68V211H69ZM156 210H157V209H156ZM168 210H169V209H168ZM183 210H184V209H183ZM183 210H182V211H183ZM205 210H207V212H209L208 209H205ZM9 211H10V210H9ZM18 211H19V210H17V212H18ZM21 211H22V210H20V212H21ZM26 211H27V210H26ZM66 211H67V209H66ZM173 211H174V210H173ZM178 211H180V210H178ZM178 211H176V212H178ZM2 212H3V211H2ZM2 212H0V214H2ZM12 212H14V211H12ZM17 212H16V213H17ZM34 212H35V211H34ZM69 212H70V211H69ZM191 212H192V210H191ZM194 212H195V210H194ZM24 213H25V212L23 211V214H24ZM49 213H50V212H49ZM64 213H65V211H64ZM200 213H198V214H200ZM204 213H205V212H204ZM17 214H18V213H17ZM20 214H21V213H20ZM20 214H19V215H20ZM39 214H40V213H39ZM41 214H42V213H41ZM70 214H71V212H70ZM83 214H84V213H83ZM83 214H82V215H83ZM183 214H184V213H183ZM193 214H195V213H193ZM216 214H217V213H216ZM8 215H9V214H8ZM10 215H11V213H10ZM13 215H14V218H15V214H13ZM43 215H44V213H43ZM184 215H185V214H184ZM22 216H23V215H22ZM25 216H26V215H25ZM67 216H68V215H67ZM159 216H160V215H159ZM193 216H194V215H193ZM196 216H198V215H196ZM196 216H195V217H196ZM203 216H204V214H203ZM206 216H208V215H206ZM12 217H13V216H12ZM18 217H19V216H18ZM20 217H21V215H20ZM20 217H19V218H20ZM31 217H32V216H31ZM53 217H54V216H53ZM55 217H56V216H55ZM78 217H79V216H78ZM210 217H212L211 214H210ZM3 218H4V217H3ZM34 218H35V217H34ZM79 218H80V217H79ZM185 218H186V217H185ZM198 218H199V216H198ZM9 219H10V218H9ZM39 219L41 220V218H39ZM53 219H54V218H53ZM67 219H68V218H67ZM178 219H179V218H178ZM1 220H3V219L0 218V221H1ZM5 220H6V219H4L3 221L5 222ZM16 220H17V218H16ZM65 220H66V219H65ZM76 220H77V219H76ZM78 220H82V219H78ZM78 220H77V221H78ZM171 220H172V219H171ZM195 220H196V219H195ZM3 221H2V222H3ZM19 221H20V220H19ZM26 221H27V220H26ZM174 221H175V220H174ZM28 222H30V221H28ZM31 222L33 223V221H31ZM66 222H67V221H66ZM81 222H82V221H81ZM16 223H17V221H16ZM21 223H22V219H21ZM161 223H162V222H161ZM176 223H177V222H176ZM178 223H179V222H178ZM204 223H205V222H204ZM0 224H1V222H0ZM22 224H23V223H22ZM40 224H41V223H40ZM75 224H76V223H75ZM77 224H78V222H77ZM163 224H164V223H163ZM169 224H171V223H169ZM67 225H69V224H66V226H67ZM78 225H79V224H78ZM179 225H180V224H179ZM194 225H195V224H194ZM196 225H197V224H196ZM31 226H32V225H31ZM64 226H65V225H64ZM186 226H187V225H186ZM210 226L212 227V225H210ZM1 227H2V226H1ZM41 227H42V226H41ZM69 227H70V225H69ZM69 227H68V228H69ZM81 227H82V224H81ZM165 227H166V226H165ZM179 227H180V226H179ZM199 227H200V226H199ZM207 227H208V226H207ZM33 228H34V227H33ZM33 228H32V229H33ZM176 228L180 231V232H179V231L177 230V231H178L177 234H179V233H183V232H181L180 228H178V227H176ZM191 228H192V227H191ZM194 228H195V227H194ZM65 229H66V227L64 228V231H65ZM183 229H184V228H183ZM207 229H209V228H206V231H207ZM211 229H212V228H211ZM35 230H36V229H35ZM56 230H57V229H56ZM73 230H74V229H73ZM76 230H78V229H76ZM173 230H174V229H173ZM175 230H176V229H175ZM188 230H189V229H188ZM201 230H202V229H200L199 231L202 232L203 230H202V231H201ZM204 230H205V229H204ZM209 230H210V229H209ZM177 231H176V232H177ZM182 231H184V230H182ZM189 231H190V230H189ZM2 232H7V231H6L5 228H0V234H1ZM60 232H62V231H60ZM67 232H68V231L66 230V233H67ZM69 232H70V231H69ZM69 232H68V233H69ZM184 232H186V229H185ZM79 233H80V232H79ZM186 233H187V232H186ZM196 233H197V231H196ZM62 234H63V232H62ZM71 234H73V233H71ZM82 234H83V233H82ZM191 234H193V233H191ZM214 234H215V233H214ZM237 234H238V233H236V235H237ZM56 235H57V234H56ZM66 235H67V234H66ZM68 235H69V234H68ZM68 235H67V236H68ZM79 235H81V234H79ZM175 235H176V234H175ZM182 235H183V234H182ZM182 235L180 234V237H182ZM193 235H194V234H193ZM216 235H217V236H219V235L222 236L223 234H222V233H219V234L217 233ZM52 236H53V235H52ZM54 236H55V235H54ZM183 236H184V235H183ZM217 236H216V238H217ZM226 236H227V235H226ZM237 236H238V235H237ZM0 237H2V236L0 235ZM15 237H16V236H15ZM56 237H57V236H56ZM62 237H63V236H62ZM178 237H179V235H178ZM192 237H193V236H192ZM214 237H215V235H214ZM214 237H213V238H214ZM34 238H35V236H34ZM53 238H55V237H53ZM57 238H59V237H57ZM57 238H56V239H57ZM63 238H64V237H63ZM163 238H164V237H163ZM175 238H177V237H175ZM190 238H191V237H190ZM216 238H215V239H216ZM222 238H223V237H221L219 240H221ZM60 239H62V238H60ZM164 239H165V238H164ZM58 240H59V239H58ZM64 240H65V239H64ZM223 240H224V239H223ZM55 241H57V240H55ZM65 241H66V240H65ZM78 241H79V240H78ZM171 241H173V240H171ZM199 241H202V240L200 239ZM203 241H204V240H203ZM209 241L213 243V241H211V239H210V240H205V242H207L208 244H209ZM68 242H69V241H68ZM174 242H175V241H174ZM176 242H177V241H176ZM216 242H217V241H216ZM57 243H58V242H57ZM66 243H67V242H66ZM200 243H201V242H200ZM203 243H204V242H203ZM212 243H211V244H212ZM223 243H224V241H222V244H223ZM52 244H53V243H52ZM52 244H51V245H52ZM75 244H76V243H75ZM172 244H173V243H172ZM211 244H210L209 246H211ZM213 244H214V243H213ZM222 244H221V245H222ZM57 245H58V244H57ZM72 245H73V244H72ZM198 245H199V244H198ZM201 245H204V244H201ZM201 245L198 246V248H200ZM218 245H220V242H219ZM223 245H224V244H223ZM64 246H65V245H64ZM70 246H71V245H70ZM206 246H208V245L205 244V249L207 248ZM209 246H208V247H209ZM213 246H214V245H213ZM55 247H56V246H55ZM58 247H60V246L58 245ZM78 247H79V246H78ZM219 247H220V246H219ZM73 248H74V247H73ZM185 248H187V247H185ZM188 248H189V247H188ZM190 248H191V247H190ZM198 248H196L197 251H198ZM46 249H47V247H46ZM48 249H49V248H48ZM57 249H58V248H57ZM71 249H72V248H71ZM82 249H83V248H82ZM196 249H195V250H196ZM53 250L56 251L54 248H53ZM60 250H61V249H60ZM74 250H75V249H74ZM79 250H81V248H80ZM178 250H179V249H178ZM189 250H190V249H189ZM49 251H50V250H49ZM70 251H71V250H70ZM208 251H209V250L206 249L204 252H206V254H208V253H207ZM47 252H48V251H47ZM81 252H82V251H81ZM81 252H80V253H81ZM177 252H178V251H177ZM191 252H192V251H191ZM52 253H53V252H52ZM55 253H56V252H55ZM102 253H103V252H102ZM178 253H179V252H178ZM185 253H188V251H186ZM198 253H199V251H198ZM72 254H73V253H72ZM81 254H82V253H81ZM104 254H105V253H104ZM189 254H190V251H189V253H188L187 256H189ZM191 254H192V253H191ZM57 255H58V254H57ZM57 255H55V257H56ZM73 255H74V254H73ZM112 255H113V254H112ZM49 256H50V255H49ZM51 256H52V255H51ZM58 256H59V255H58ZM58 256H57V257H58ZM64 256H65V255H64ZM98 256H100V258H103V259H104V257H106V254H105V256L103 257V256L101 255V252H100V253L98 254ZM187 256H186V257H187ZM192 256H193V255H192ZM192 256H190V257H192ZM200 256H201V259H202V256H203V259H204V255H202V253L200 254ZM28 257H29V256H28ZM28 257H27V258H28ZM35 257H36V256H35ZM35 257H33V258H35ZM71 257H72V256H71ZM113 257H114V256H113ZM180 257H181V256H180ZM190 257H189V259H190V260L192 259L191 261H192V263H194L193 258H195V256L192 257V258H190ZM49 258H50V257H49ZM65 258H66V257H65ZM77 258H78V257H77ZM77 258H76V259H77ZM100 258H99V260H97V263H98V261H99V263H101V261H100L101 259H100ZM108 258H109V260H111L112 256H108ZM181 258H183V257H181ZM199 258H200V257L197 256V258L194 259V260H197V262H200V261H199ZM25 259H26V258H25ZM45 259H46V258H45ZM96 259H97V257H96ZM166 259H167V257H166ZM169 259H170V258H169ZM178 259H179V258H178ZM189 259H188V260H189ZM205 259H207V260L204 261V262L201 261V264H205V262L207 263V261H208V262H211L210 260H208V259H209L208 257H207V258L205 257ZM210 259H211V258H210ZM29 260H30V259H29ZM39 260H40V259H39ZM50 260H51V259H50ZM65 260H68V259H65ZM78 260H79V259H78ZM78 260H77V262H79ZM174 260H177V259H174ZM213 260H214V259H213ZM213 260H212V262H214ZM51 261H52V263H53V259H52ZM54 261H57V259L54 260ZM69 261H70V260H69ZM95 261H96V260H95ZM117 261H118V260H117ZM178 261H180V260H178ZM178 261H177V262H178ZM182 261H183V260H182ZM186 261H187V260H186ZM74 262H75V261H73V263H74ZM106 262H107V261H106ZM112 262H113V261H112ZM112 262H111V264H112ZM177 262H174V263H177ZM189 262H190V261H189ZM75 263H76V262H75ZM97 263H96V264H97ZM99 263H98V264H99ZM162 263H163V262H162ZM174 263H173V264H174ZM182 263H184V262H181V264H182ZM195 263H196V262H195ZM24 264H25V263H24ZM80 264H81V263H80ZM108 264H109V261H108ZM167 264H168V263H167ZM197 264H198V263H197ZM207 264H208V263H207ZM210 264H211V263H210Z\"/></svg>",
    "mask_w": 264,
    "mask_h": 264
}]
</instances>
